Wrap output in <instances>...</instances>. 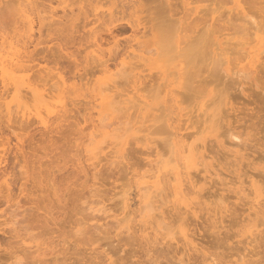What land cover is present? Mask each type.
Returning <instances> with one entry per match:
<instances>
[{
	"label": "rangeland",
	"instance_id": "obj_1",
	"mask_svg": "<svg viewBox=\"0 0 264 264\" xmlns=\"http://www.w3.org/2000/svg\"><path fill=\"white\" fill-rule=\"evenodd\" d=\"M16 1L17 0H15V1L14 0H12V1L11 0H0V54H1L0 55L1 56L0 66H2L1 64H3V66H5V65H7V63H9V65H10L12 63V60L14 61L13 64L16 63L17 62L16 56H19L18 62L20 64L22 63V65L23 64L25 65V66L21 65V67H20L19 63H18L19 64L18 66L15 64L16 66L15 65L14 66L16 68H14V70L12 68H7V67H13L11 65L10 66L8 65L7 67L5 66L4 73H5V75H9V77L5 76L6 79H4V80L5 81L8 80L9 82L6 81L7 82L6 85H8V87H6V85H4L5 86L4 90L6 91L9 88V86L12 85V86H10L13 89L12 91L5 92L2 89L3 85H2L1 80H3V79L0 77L1 78V80H0V106H1L0 107V109H1L0 110L1 111L0 112V140H1L0 141V156H1V158H0L1 159L0 160V173H2L1 172L2 170L3 171L5 170L4 172L8 173L6 178L11 179L10 181H12V179H13V181L12 182L9 181V183H12L11 184V188H12L11 193L14 194V195H12V197H17V200L18 199L20 200V202H19L20 208H18V210L22 211L23 207L31 208V206H32V209H29V211H30L31 215L32 216L34 215L35 217L34 216L33 217L32 216L27 217L29 212H28V214L24 213L25 214V216H24L23 213H20L17 210V208H16L17 212H15L16 210L14 211L12 209V207H11V209L8 208L9 211L6 213L4 210L7 211V209L6 208L4 209V207H5V205L7 207V204H5V203L3 204L2 202H0L3 204V205L1 204L2 206L0 207V209H1L0 210V221L1 222L5 221L6 227H8V226L10 227V226H13L11 221H13L15 218H16V220H18L22 217V219H24V221H22L24 224L26 222H28L29 220L32 221V220L36 219L37 220L36 222L38 224L37 223H35V224L31 223V225L33 224L36 227L41 226L40 228L35 227L36 229H34V226H33V228L31 229L32 226H29L30 225L29 224L28 225L29 227L26 229L25 228L26 226L22 227V225H23V223H22V225L19 226L20 227L19 235H21V236L23 235L22 236L23 238L19 237L18 241H19V239L22 238L24 240L23 241L24 244L26 242V246H30V244H31L30 247L32 248V245H33L34 248H32V249L30 248V250H29V251L32 250L31 252H33V250L35 249V245H36V243L39 242V240L41 242H43L44 245H42L40 247L41 250H43L45 247L47 249L45 248L46 255L44 257L42 256L45 260L43 258H41L45 261V262L42 261V264H52V258L51 257L53 255H56L59 253H60V255H58V258H59L58 260L61 261V259L64 257L63 254L65 253L66 254V255L64 254L65 256L70 257V259L68 257H66L68 259V260H66V262H68L69 264H71V263L72 264H149V263L154 264L155 261L156 262L159 261L158 262L159 264H171V263L172 264H179L178 263L179 261H177V260H180V259H182L181 261L183 263L185 262L186 264H188V263H190V264H192V263L193 264H198V263H201V264H214V263H216V264H221V263L222 264H236L237 261L239 263V260H240V263L243 264V260L246 259L247 257H248L247 261L250 260L249 258L252 257L250 261L253 264L254 262L258 261V258H260L261 254H262V256L259 259V262H257V263L258 264H260V263L264 264V257H263L264 256V253H263L264 252V221H263L264 220L263 219L264 213H262V211L264 212V208H263L264 205H262V204H264V202H263V200H264V194L263 193L264 192L261 191V190H264V182H263L264 180H261L264 178H262V176L259 177V175H258L261 172L264 173V170H262L264 167V157H262V155L264 156V153L260 154L259 157H256V156H258V153H257L258 150H256L257 149L256 147H258V149H260L262 147L259 144L263 145V147H262L263 149H260L261 150L260 152L262 153L264 151V143H263L264 142V140H263L264 139L263 138V136H264V129H263V127H264V87H263V89L261 87V86H264V83H263L264 82V80H263L264 79V73H259L260 69H261L260 64L262 66L264 65L263 64L264 59H263V61L260 60V58H264L263 57L264 55H262V57L259 56V55H261L259 50H261V49L264 50V43H260V42H264L263 41L264 40V37H263L264 32H260L262 35L260 33L258 34L259 40H254V39H253L254 41L250 40V42H249L250 44L249 43H248V45L245 44L243 48L240 46H237L240 48L236 47L234 49V51H236V50L237 51H239V50L245 51L246 56L244 54H242L243 57L240 56L241 52L239 54H235V53H237V51L234 53L235 55L240 56L241 58L240 57L239 58L241 60H243L242 58H244V57H246V59H248V61L246 59L241 61L239 58H236L234 56L235 59H239V61H240L239 62L238 60H236L237 61L236 63L237 64L239 63L238 64L239 66L236 64L237 66H235L236 67L235 68V67H233L235 60L232 61L233 63L230 62L232 64L229 63V60H231V58L234 59L233 57H231L234 54H231V56L228 57V59L229 58L230 59L228 60V64H227L225 62V60L221 61L222 59H220L221 58L220 56H213L212 53H208V52H207V55L204 57V60H202L200 58H199L200 60L193 59L196 57L195 53H194L195 48L194 49L188 48V47L186 48V46H185V48L187 50H190V51L189 52L187 51V53H188L187 55L185 54L186 52L184 53V55L181 53L183 51V49H185V48H183L181 50H179V49L182 48L183 45L187 44L188 41L192 40L191 37L196 34V32H194V31H196V29H198L200 26L195 28L193 32H191V30L184 31L186 33V36L182 31V34H184L185 37L184 36L181 37L179 35L180 33H178V30H179V32H181V30H180L181 26L179 27V25L177 23L176 24L178 25L179 28H176L177 32L175 31L176 33L173 34L174 36L172 35V33L174 31L173 32L171 31L172 29H175L174 26H177V25H175V23H173L174 26L171 25L172 18H178V16L183 17V14H185L184 13L185 8L190 9V6L192 8L194 5H196L202 11H199V9H197V11L199 12V14H198L197 11L194 13L193 11L191 12V10L186 9L185 10L186 13H188L189 11L191 12V13L189 12L188 15L186 14L187 17L190 18V20L188 19L187 22L192 21L191 17H196V13L198 14L197 17L200 15H201L200 17H204L205 15H208L210 11L213 10V11H215L213 13L214 17H217L218 14H220V13L222 14V17H225L229 13L230 9L233 10V11L230 10V13L237 12L236 9L239 10L240 8L247 10L246 9V8H248L247 5H250L251 0H249V1L248 0L247 1L246 0H186L185 1L186 3L191 2V4L189 3L188 6L185 3L186 7L185 6L182 7L180 0H177V2H175V0H172L171 3L173 4V1H174V4L177 3L176 7L178 6L177 8L175 7L174 10H168V8L165 6L164 0H135L137 3V7L135 8L136 13L132 15L133 19L139 18L140 21L142 23H144V25L146 26L145 30L143 29L142 26H139L138 27L139 30L136 32V37L138 38V40L140 42L139 41L137 42V40H133L134 32H133L132 28L127 26V24L121 23V25H119V24L115 25V23H114L112 25L110 23V21L112 19H114L115 16L116 17L121 16L120 7H121L122 3L120 2V0H91V1L90 0H24V2L30 1V4H27L26 2L24 4V2L22 0H20L21 2L18 1L19 3H17ZM87 1H90V2H87ZM160 1L162 4L160 3ZM257 1H259V2L261 1L260 3L262 6V9H264V0H263V2H262V0H255V3H257V5H260V4H258ZM237 2H238V4L239 3L240 4L238 5ZM159 3L162 5V8H161V5ZM179 3H180V5H179ZM25 5H26V7H25ZM15 6H17L18 9L25 7V9L23 10L25 12V15L23 14L22 10H21L22 13L19 12L20 10H18L17 7L15 8ZM157 7H159V8L157 9ZM163 7H165L166 9ZM79 8H81V9H79ZM82 8H83V10H82ZM208 9L210 11H207ZM262 9H261V11H262ZM16 10H18L17 12L20 13V15L15 12ZM27 10L29 11V13L27 12ZM70 10L72 11V13ZM123 10H125L124 14L125 15L127 14V16H128L130 11L128 9H123ZM155 12H156V14H155ZM164 12H166V13H164ZM203 12L205 13L204 16H202ZM26 13H28V14H26ZM109 13L110 14L112 13L111 17L113 15L114 18L113 17L111 18L109 16L110 15ZM206 13H208V14H206ZM21 14H22V16H21ZM63 14L64 15L67 14L68 16L67 15L64 16ZM23 15L25 16V18H23V20H22V17H24ZM26 15H29V16L27 17ZM156 15H158V17ZM149 16H152L151 19L153 21L152 20L149 21V18H150ZM29 17H31V18H29ZM154 17L157 20H154ZM200 17H199V19H200ZM208 17H210V15H208ZM69 18H70V20H69ZM162 18H163V20L164 19L167 20V21L164 20L165 23L167 22L166 23L167 25L170 24L169 26H172L171 27L172 29H170V27H169L170 31L168 32V27L165 25L168 36H169V34H171V36H173V37H170V36L168 37L165 34L166 32H162L160 30V29L163 30L162 25L165 24V23L163 24V22L161 23V21H163ZM168 18H169V20H171V22L168 20ZM206 18H207V16H206ZM24 19H28L29 22H28V20H27V22L24 21ZM55 19H57V20H55ZM199 19H197L196 21H199ZM58 20L62 21L61 23L64 22V24L60 25L59 24L60 22ZM104 20L106 21V23ZM151 21L153 22V24H151L152 23ZM159 21L161 24L159 23ZM168 21L170 23H168ZM241 21L239 20V22H241ZM239 22H237V23H239ZM27 23H31V26L28 25ZM57 23L59 25H57ZM154 23L155 24L157 23V25H155ZM50 24H52V25H50ZM65 24H66V26H68V28L65 26ZM150 24L155 26L156 30H154L155 28H153ZM27 25L29 28L27 27ZM49 25H50V27H49ZM74 25H76V27ZM239 25H241V24L239 23ZM120 26L124 27L123 30L122 29L120 30ZM158 26L159 27L162 26V27L159 28ZM30 27H32V29ZM52 27H54V28H52ZM55 28L57 30H55ZM52 29H53V31H52ZM71 30H74V31H71ZM75 30H77V31H75ZM143 30H144V32H143ZM60 31H62V32H60ZM199 31H201V30H198V32ZM163 33L166 37H163L164 36ZM141 34H143L144 36H142ZM216 34L219 35L218 33H216ZM58 35L60 38L58 37ZM82 35H84V36H82ZM196 35H198V33ZM199 35H200V33H199ZM199 35L197 37H199ZM240 35H242V34H240ZM240 35H238V36H240ZM63 36L65 38H67V37L68 38L64 39ZM113 36H114V38H113ZM235 36H236V34H235ZM238 36H236V37H238ZM81 37H83L82 38L83 41L80 40ZM170 38H172V39H170ZM180 38L182 40H179ZM187 38H188V40H187ZM164 39H170V41H172V44L175 45L174 46L171 44L172 45L171 48L175 47L176 50L170 49V48L169 49L171 52L173 51V52L177 53V54L174 53L177 57L174 55H171L170 54L171 52H169V56H166L167 54H165V53H167V51L165 53L164 52L161 53V48L163 51H165L166 48L169 47L168 45H170V44H168L170 41L168 42L166 40V42L168 44L167 47L165 45L162 46L164 43H166L164 41ZM184 39H185V41H184ZM114 40L118 43V45H115L118 48L114 47V45H113ZM163 41H164V43H163ZM182 41H184V42H182ZM94 42L95 43L98 42V43L94 44ZM221 42L223 44L224 43L226 44V46H225V44L223 45V47H225L224 49L226 51L231 52L228 44L229 45L231 44L230 47L235 46L234 41H233L234 43H229L230 41L227 43L225 41V39H222ZM189 43H191V42H189ZM98 44L100 47L97 46ZM253 44L255 45V47ZM10 45H12L13 47H11ZM195 45H197V43L193 44V41H192V45L189 44V47H193ZM187 46H188V44H187ZM9 47H11V49L13 51ZM163 47H166V48H164L165 50L163 49ZM214 47H215V45L213 44V48ZM99 48L102 50V52L98 51ZM253 48H255V49H253ZM59 49H60V51H59ZM263 50H261V52ZM192 51L194 53L193 56H191V54H193ZM243 51H242V53H243ZM7 52H8V54H7ZM10 52H11V54H10ZM51 52H53V53H51ZM190 52H191V54H190ZM3 53H4V56H3ZM5 53L7 55V58L5 57L6 56ZM100 53H101V58H96L98 56L100 57ZM129 53H130V55H127ZM253 53H255V54H253ZM12 54H13L14 58H16V59L13 58ZM139 54H140V56H139ZM181 54L184 58L186 56L190 57V58L192 57L193 60H191L190 58L188 59L186 57V59H188V60L185 61L184 58H182V56L180 57ZM8 55L10 56L11 61H10ZM126 55L128 57H125ZM136 55H137V57H136ZM171 56H173V57H171ZM247 56H249V57L247 58ZM258 56L260 57L259 59H258ZM123 57L125 58V61H126L125 65L126 66H124L122 71L115 74L116 76H114V77L112 76L111 80H114V82H112L113 83L112 84L110 82L111 80L108 81V78H109L108 76H110V74L112 72L113 73H114V71L116 72V70L118 68L119 69L122 68L121 66H118L119 65L118 62L121 60L120 58H123ZM215 57H217V59L219 57V59L217 60ZM4 59L7 61H5ZM20 59H21V62H20ZM95 59H96V61H95ZM103 59L105 61H107L104 65H107V68L110 67L107 70V72L109 71L110 73L105 74L106 71L104 73V66H101L102 64H100L101 60H102V62H105V61H103ZM214 59L216 61H219L218 63H220L221 65L216 63V61ZM223 59H224V57H223ZM183 60L186 62V64H187L186 66H184L185 62ZM190 60L192 61V63ZM207 60H209V64H207L208 66L205 64L207 67V69L205 68L206 71H205V69L202 70V68H201V72H198V69L200 68L198 66H200V65L197 66V64H200V61L207 62ZM23 61H25V62H23ZM250 61H252L253 63ZM258 61H260V64ZM5 62H6V64H5ZM96 62H97V64H100V66L97 65ZM205 62H202V65ZM224 62H225V64H224ZM194 63L196 64L195 66H194ZM246 63H247V65H246ZM257 63L259 65L260 69H258V65H256ZM94 64H95V66H94ZM251 64H253V65H251ZM27 65L32 66V67H28ZM129 65H133V66H129ZM219 65L221 67L218 69L217 67H219ZM230 65H232V69L230 68L231 70H229ZM254 65H256V67ZM44 66L46 67V69L44 68ZM203 66H201V67H203ZM225 66H226V68H225ZM252 66H254V67L252 68ZM17 67L18 68L20 67V69L21 68L22 69L17 70ZM23 67L29 68L28 71L26 70L27 68L23 69ZM102 67H103V72L101 71ZM210 67H212V68H210ZM47 68H48V70H47ZM189 68H190V70H189ZM209 68L211 70H213V72L211 70L208 71ZM224 68L228 70L227 72L230 71L227 75H225V72H223V70H225ZM15 69H16V71H15ZM38 69L41 70L40 72H42L41 73L42 75L39 74L40 72H38ZM105 69H106V67H105ZM24 70H26V71H24ZM185 70H189L188 75L191 77H188V76L184 77V75L186 76L188 73L186 71L187 73L185 74L184 73ZM214 70H215V72H214ZM263 70H264V66H263L261 72ZM14 71H15V73H14ZM47 71H48V73H47ZM55 71H57V73H55ZM182 71H183V73H182ZM190 71H192V72H190ZM210 71L212 72V77L216 74L217 79L215 77H213V79H212V77L209 75V74H211ZM231 71H232V75H234V76L236 75L235 78H237V79L231 80L232 82L229 81L230 79L234 78V76L231 75ZM33 72H35V73H33ZM218 72H220V74H223L222 76H224V77L223 78L220 77L221 75H219ZM233 72H235L236 74H234ZM255 73H257V74H255ZM11 74H14V76L15 75L16 76L14 77ZM34 74L38 75V76H34ZM47 74H48V76H47ZM54 74L59 75V76L56 77ZM173 74H174V76H173ZM258 74L261 77L260 80H259L260 77L256 76ZM44 75H46V76H44ZM207 75H209V76H207ZM39 76H40V78H42V77L45 78V81L40 82V80H42L43 78L39 79ZM82 76H83V78H82ZM244 76H245V78H244ZM253 76L257 77L258 79L257 78L256 79L259 81L263 80V82L257 81L255 79V77H253ZM36 77H38V79ZM183 77H184V79L187 78V81H189L188 80L189 78L191 79L193 77L192 78L193 82H192V80H190L191 86L194 85V83H195V85L201 89L195 91V87L192 86L191 89L194 88V91L193 90L191 91V89L189 88L191 86H189L187 84L190 82L186 83L185 80L183 81ZM24 78H26V79H24ZM58 78L59 79L62 78L60 80L61 81L60 83H62L63 92L60 89L61 84L60 85L58 83L56 84V82H59V81H57V80H59ZM220 78H222V79H220ZM227 78L228 79L230 78V79L227 80ZM240 78H241V80H240ZM27 79L29 81L35 79L34 80L35 82L31 81L33 83L32 85L34 87L31 86V82H29V83L27 82L28 81ZM199 79H202L203 81L199 80ZM206 79H207V82H206ZM235 80L237 82H233ZM242 80L245 81V83H242L243 82ZM24 81H25V83H24ZM62 81L65 83L63 84ZM101 81H103V82H101ZM214 81H216L217 82L216 84H218L219 86H217ZM10 82H11V84L9 85ZM109 82L113 86L115 85L114 86L115 89L113 88V91L116 92V93H114V95L117 94L116 95L117 99L115 97L114 99H116V100H114L113 102H116L118 100L117 101L118 103L117 102H116V104L113 103V105H111L112 103L111 104H105L106 101L104 99L102 100V98L104 97V95H102V94L105 93L104 88L107 85L112 86L111 84H109ZM163 82L166 84H164ZM184 82L189 86L188 87L189 92L186 93V91H185L183 94V91H181L183 88L181 86H182V83L184 84ZM228 82H229V84H228ZM12 83H14V84H12ZM210 83H213V84H210ZM226 83H227L228 87H226ZM232 83H234V84L232 85ZM246 83L247 84L250 83L251 85H247ZM259 83H261L263 85L260 84L261 85L260 86ZM38 84H39V86H38ZM186 84L183 85L184 89L187 87ZM20 85L22 88L18 87ZM246 86H247V88H249L251 86L250 87L251 89H247V88L245 89ZM31 87H32V89H31ZM216 87H218L219 89H222L224 93H222V92L220 93L218 91L219 89H217ZM27 88L29 91L26 90ZM48 88H49V90H48ZM243 88L245 89V91ZM59 89H60V92L62 93V95H61V93H58ZM196 89H198V88H196ZM1 90H3V91H1ZM9 90H11V88H9ZM20 90H21V93H19ZM22 90H23V92H22ZM38 90H39V93H38ZM171 90H173L174 92ZM186 90H187V88H186ZM214 90L216 91V93ZM222 90H220V91H222ZM226 90H229V92H227ZM13 91H14V93H13ZM197 91H199V93H196ZM258 91H260V92H258ZM11 92L13 95L11 94ZM28 92L31 95L33 93V96H32L33 98H34V96L42 98L43 96H41V95L43 93L46 94L45 97H47L48 99L54 95L53 97H56V99L54 101H52L53 98H50L51 102H53L54 105L52 103H51L52 105L50 104L51 106L48 105L50 103L49 102L50 99H49V101H47V108L45 105L46 103H43V101L40 102L39 100L37 101V99H36L37 97L34 98L36 101L32 100L31 99L32 97L29 98V100H28V97H30V94L28 95ZM193 92H195V93H193ZM217 92H219V93H217ZM255 92L257 93V95ZM18 93H19V95H21L23 93H27V94H23V95H25V96L27 95L28 97H25V99H22L21 97H23V96H21V97L19 96L20 97V99H19ZM189 93H191V94H189ZM100 94L102 95V97ZM214 94H216L215 97H218V96L219 97L215 99ZM220 94H221V96H220ZM253 94H255L256 96H259L261 94L260 96L262 98L259 96L260 98H258L259 99L258 100V99H256L257 97ZM49 95H51V96L48 97ZM118 95H119V97H118ZM58 97H62V98L57 99ZM41 98H40V100H42ZM210 98H212V99H210ZM45 99L46 98H44V100ZM254 99H255V101H254ZM46 100H45V102H46ZM209 100H212L213 102H217L218 105L220 104L218 108H220L221 112L220 111L217 112V109H218L217 105H215V103H213L211 101H210L211 102L210 103ZM58 102H61V105H59L60 103L58 104ZM123 102H125V103H123ZM93 104H95V105H93ZM99 104H101V106ZM158 105L160 107H158ZM162 105H163L164 110L161 109ZM207 105H209V106H207ZM205 106H206V108H205ZM51 107H53L54 109ZM213 107H214L215 111L212 109ZM49 108H51V109H49ZM47 109H49V110H47ZM209 109H212V110L209 111ZM13 111H16V112H13ZM99 111H101V112H99ZM223 111H224V113H222ZM4 112H6V114ZM12 112L14 113V115H12L13 114ZM214 112H217V114L218 115L220 114L221 116L223 114L222 117L218 116V121L216 123H214V121H213V119L216 117V115H215L216 113L214 114ZM37 113L39 115H41V117L44 118V120L47 119V120H45V124H41L39 122L38 117H37L38 116ZM209 114H211L210 115L211 117H209ZM244 114H246V115H244ZM249 115H251V116H249ZM248 116L250 117V119ZM207 117H209L208 118V119H210L209 121H208ZM239 117H240V119H239ZM10 119H11V121H10ZM205 119L207 122L205 121ZM12 120H13V122L17 120L20 124L17 121H16L17 123L15 122L16 124L11 123ZM31 120H32V122H31ZM161 120L164 121V123ZM214 120H217V119H214ZM219 121L222 122L225 129L226 128L230 129L232 126H233V128H234V126H237V130L240 129V133L238 132L239 135H241L242 131H243L242 133L244 135L242 134L240 136V140H236V139L234 140V138H232V137H230V138H232V139H230L229 136L227 135V132H223V133H226V134H223L225 136L221 135V132H222L221 130L224 127H222V124ZM29 122L31 124H29ZM240 123H242V124L240 125ZM162 124L166 125L167 128ZM261 124H262V126H261ZM26 125H31V126H26ZM94 125H95V127H94ZM185 127H186V129H185ZM219 127L221 128V130ZM233 128H231V129H233ZM244 128L246 131L242 130ZM21 129H23V130H21ZM93 129H95V130H93ZM173 129H174V132H173ZM225 129H223V131L227 130V129L226 130ZM234 129L232 131L234 132V135H235L236 134L235 131L237 132L236 127ZM250 129L254 130V131L253 130L250 131L251 133L254 132V134H255V132H256L258 135H260L259 139L260 138L261 139H260V143L258 144L259 146L257 145L258 142L256 141V143H255V141H254V140H257L258 138L256 137V138H254V140L251 138L252 134L250 132H248ZM14 130H15V132H14ZM198 130L200 131V133H198L199 132ZM219 130H220V132H219ZM96 131H97V133H96ZM217 132L223 138H225L227 136L226 137L227 139L225 138L226 139L225 140L219 135H218L219 138H218V136L216 137ZM185 134H187V135H185ZM254 134L252 137L257 135V134H255V135ZM236 135H238V134H236ZM248 135L250 137H248ZM181 136H182V138L186 136L185 138H183L184 141H179L180 139H182ZM92 137H93V139H92ZM247 137H248V139L250 138L249 140L252 139L254 141V143L252 141L253 145L249 142L248 147L250 150L247 148V145H248ZM18 138L19 139L21 138L20 140H23V141H20V142H22L21 144L18 143L19 142V141H17ZM175 138L176 139L178 138L179 140L177 139L178 140L177 141V140H175ZM259 139H258V141H259ZM165 140L169 142L168 146H167V144H166L167 142ZM172 140L177 141L178 146L180 144V146L178 147L177 143H176V147H174L172 151H174L177 148H180L181 146H185V148H186L189 145L187 147L189 149V151H186V154L184 156L185 159L182 160L183 162L180 161V164L182 165L181 169H183L182 171L187 173V174L185 173L187 175V177H185L184 176L185 174L182 173V178L183 177L185 179L187 178L186 180L184 178L181 180L180 176L178 175L179 173L181 174L182 171H179V170H181L180 166H179L180 164L178 165L179 160L178 161L175 160L178 156L175 157L176 156V154H175L174 155L175 158H174L173 154L175 152L171 153L172 151L170 152L171 149H169V147H170L169 144L171 143L170 141H172ZM223 140H224V142H222ZM243 140L245 142L246 141L247 142L244 143ZM163 141H165L166 143L165 142L163 143ZM232 141H234L236 144H233L234 142H232ZM221 142L223 143V147H222V145L220 146ZM227 142H228V144H227ZM241 142L244 143V145H243L244 147L246 144V147L245 148L243 147L242 150L240 149L242 151V153H240L241 151L237 153L236 152L237 148L239 150V147H238L239 145H237V144L238 143L242 144ZM16 143H18V146H19L18 149L21 150V148H22L23 151H19L16 148V146H14V145H16ZM211 143H213V144H211ZM224 143H225V145H224ZM164 144H165V146H164ZM204 144H206L207 147ZM254 144H256V147H254L255 146ZM21 145H22V147H21ZM196 146H197V148L194 149L193 147H196ZM224 146H226V147L224 148ZM230 146H232V147H230ZM250 146H253L254 148H256L255 149L256 153L250 152L251 154L248 153L250 155L245 154V153L251 151ZM221 147L224 150H222ZM212 148H214V149H212ZM197 149L201 152L199 153L197 151ZM216 149L218 152H215ZM228 149H229V151H228ZM247 149L249 151H245ZM1 150H3V151H1ZM195 150H196L197 154H196V152L193 153V151H195ZM253 150L254 149L252 148V151ZM232 151H234L233 152L234 154L232 153ZM198 153H199V156L197 159ZM194 154H196V155L194 156ZM202 154L204 156H207L208 158L207 157L204 158ZM215 154L217 157L215 156ZM238 154H243V155L240 156ZM228 155H230V156H228ZM247 155L251 156V157L247 158ZM157 156H158V158L160 156L161 159L159 161H162L164 163L163 164V163L159 162L158 165H160V167H164L166 165V168L163 169V171H161V172H164L165 170L169 172V170H172V171H170L171 174L173 176H176V177H173L170 174L173 177V179H172V177L170 175L169 176L167 175L168 172L161 173V174L167 175V178L171 177L169 179H172V181L170 180V182H169V179H168V182L170 183L169 185L167 183L166 177H165L166 178L165 179L164 177H162V175L160 173H159L161 175L160 178H159V176H160L159 174L157 176L153 174L154 176H156V177H154L153 175H150V173L153 170L148 171V169H150V167L153 165L152 163H154V159L155 160L158 159V158L156 159ZM202 157L204 159H202ZM255 157L257 158V160ZM245 158H247V159H245ZM252 158H255V159L253 160ZM165 159H167L168 162L171 159L172 163L170 162L171 164L170 163L166 164L167 161ZM179 159H181V157ZM182 159H183V157H182ZM196 159L199 162H200V160L202 161V162H200V163H202L201 164L202 166H199L200 164L193 163L194 161L196 162ZM258 159H261V160H258ZM149 160L151 162L153 161L152 163L150 162V164H152V165H149V163H148ZM174 160L176 161V162H174L176 164L173 163ZM252 160L256 161L257 163L259 162L260 165H258L257 163H254ZM191 161H192V163H190ZM210 162H211V164H210ZM182 163H185V165H183ZM249 163H250V165H249ZM171 165H172V167H171ZM174 165L176 166V168H173ZM234 166H235V168H234ZM248 166H250V167H248ZM168 167H171V168L168 169ZM177 167L179 169H177ZM198 167H199V169H197ZM227 167H228V169L229 168L230 169L228 170ZM251 167L256 172H253ZM232 168H234V169H232ZM173 169H175L176 171H174ZM245 169H248V170L246 171ZM56 170H58V171H56ZM227 170H228V172H227ZM219 171H221V172H219ZM245 171L248 175L250 172H252V174L250 173V176H253L254 178H256L255 180H256L258 185L254 184L255 180L252 179L253 177L250 178L248 175H245L246 174ZM22 172H23V174L24 173L25 174L23 175ZM254 173L255 174L257 173L256 177H255V175H253ZM263 173L260 175L264 176ZM141 174H145V175H143V177H141ZM148 174L151 177L152 176L153 177L152 178L148 177L149 176ZM220 174H221V176H220ZM26 175H27V177H26ZM135 175H137V176H135ZM189 175L194 176V178H196L197 181L194 179L195 185L192 183V180H191L193 177L191 178ZM139 177H141V178H139ZM213 177H214V180L212 181ZM33 179L36 180L37 182L34 181ZM135 179L138 181H136ZM133 180H135L137 183L134 182ZM163 180L164 181L166 180L165 184H167L168 186L164 185V184L163 185L166 186L167 188L169 187V189H170V191H169V189H167L166 191H169L171 193L173 192V194L170 193V195H172L170 197L169 193L167 192L168 197H170L168 199V201L170 200L168 203V201H165V198H164V197H166L165 195H167V194H166V192H163V191H165V190H163L161 197L164 198L163 201H165V202L162 201L163 203L161 204V207H160L159 204L157 205V201H160L162 199H160L161 198L160 197L159 198L160 200H157L159 196H157L156 194L160 195L161 192H159V189H162L161 186H162ZM252 180H254V181H252ZM257 180L258 181L261 180V181L258 182ZM178 181H179V184H178ZM182 181H184L187 184V186H185L184 182H183L184 186L181 185ZM134 183L137 184V186L134 185ZM140 183L142 184V186L144 184L146 185L147 183H148L147 186H149V184H150V186L152 185V187H150L149 191H148L147 186H145L147 188V191L144 189L145 187L144 188L142 187V189H144L145 194H146L145 197H144V195L142 196V194H141L142 200L140 199V195H139V191H138L139 190L138 186H141ZM24 184L26 185L25 188H27V189H25L24 186H20V185H24ZM188 184H190V185H188ZM240 184H242L241 185L242 188L239 187ZM252 185H254V186H252ZM3 186H2V189H3ZM164 186H162V187H164ZM188 186H190V187L194 186V187H192L193 189L189 187V190L192 189L191 192H189L190 193L189 197H187V194L189 191L188 189H186V190H188L187 193H183L184 191L181 192L182 190L185 189L183 187L188 188ZM217 186H219V187H217ZM20 187L25 189V191L22 194L20 193V196H18L19 195L18 189L20 190ZM166 187H164V188H166ZM221 187H222V189L227 188L226 191H225V189H223L224 191L219 189ZM215 188H216V190H215ZM238 188H239V190H238ZM171 189H173V191ZM241 189L244 190L243 194L236 192L237 190L240 191ZM245 189H246V191H245ZM249 190H251V191H249ZM3 191H4V189H3ZM140 191L143 192V190H141V188H140ZM151 191H153L152 192L153 194L151 193ZM193 191H194V193H192ZM216 191H217V193H216ZM25 192H27V193H25ZM57 192H58V194H57ZM142 192H140V193H142ZM195 192L196 193L198 192V194H200L199 196H198V194H196L197 198H200V196H201L205 199V201L208 200V202H210L208 204V202H205V201L203 202V200H204L203 198H200V200L198 199L199 200L198 205H200L203 202V204H201V205H203V207H205L206 203L208 204V205L206 204L207 206H209V207L211 206L210 207L211 209L208 207H207V209L205 208L206 210L204 212H203L204 209L202 207H200L202 210L199 207L195 208L196 210L197 209H199V211L201 210L200 212H202L203 214L198 213L197 212L198 210L196 211V210H194V207H192V206H197V203H196V205L194 204L195 203L194 201L197 202L196 198L193 201V198L196 197V195H193V194H195ZM126 193L128 194V197H127ZM149 193H151L150 195H156L157 198H156V196L155 197L154 196H148ZM154 193H156V194H154ZM163 193H165L164 197H163ZM238 193H239L240 197L242 194V197H244V199L247 200V201H245L246 202L245 204H243L244 200L243 201L240 200L242 202V206L244 205L243 207L245 210L240 205L241 202L239 203L240 197L238 196ZM244 193H245V195H244ZM246 193H247V196L249 193V197L251 199L253 198L252 201L254 202V206L256 205L255 207L253 206V203L250 205H247V203H249V201L251 199L248 197V199H250L248 201V199L246 197ZM32 194H34L35 197ZM53 194H54V196H53ZM124 194L126 196H124ZM229 194H231V195L229 196ZM218 195H220V196L218 197ZM224 195H226L225 198H222ZM72 196H74V198H72ZM123 196H124V198H123ZM236 196H238L239 198H237ZM31 197L34 199H32ZM148 197L150 199L152 197H154V198H152V200L153 199L157 200V201L154 200L155 202H153L152 200H150V201L153 202L154 207H155V205L159 206L157 208V209H159V210H157V212L159 214L156 212V210L153 209L154 207L152 208V210H149L148 208L147 209L142 208L144 203H145V205L152 207L151 204L149 205V203H148L149 201L147 202ZM226 197L227 198L229 197V199H227ZM143 198H145V199H143ZM189 199H191L194 203L189 201ZM240 199H242V198H240ZM260 199H263V200H260ZM126 200H127V203H126ZM145 200L148 204H146ZM252 201H250V203ZM258 201L261 202V204L260 203L255 204ZM32 202H33V204H30ZM35 202L37 203L38 208L40 206L41 207L43 206V210L40 209L41 208L40 207L39 208L40 210L38 212L34 211L35 206L33 207V205H36ZM175 202L181 203L183 205H180V204L178 205ZM199 202H201V203H199ZM228 202L235 206V207L232 206L233 208H235V210L232 208L233 209L232 212L234 215L229 212V210L231 211V208L229 209L227 207H224L225 205L226 206L230 205ZM140 203H142V205ZM227 203H228V205H227ZM238 203L240 206L238 205ZM125 204H127L129 206H127ZM171 204H173V206H170V207H174L173 209L169 208V205H171ZM175 204H176V206H180V207H177L178 208L177 209ZM191 204H193V205H191ZM103 205L106 207V209L108 208V210H106V211L104 210V212H103L102 208L105 209V207ZM251 205H252V207H250ZM258 205H259V208H261V206H262L261 211L258 208ZM21 206H23V207L21 208ZM101 206H103V207H101ZM124 206H126V207H124ZM166 206H167L168 210L170 209V211H168L165 208ZM182 206H184V207H182ZM219 206H222V209L223 208H226V209H224L222 211ZM236 206H237V208H236ZM88 207L89 208L91 207L92 209H89ZM127 207H130L131 209L129 210ZM181 207L184 209V211H186V213L180 210ZM229 207H231V205ZM241 207H242V209H241ZM96 208L97 209L101 208V210L98 209V211H94V210H96ZM126 209H128V210H126ZM162 209L164 211L166 209L167 210L166 213L171 214L170 218L175 216V221L172 219H168V217L165 216L167 214H165ZM176 209L178 211V215L177 214L175 215L174 213H172L174 211L176 212ZM187 209L190 212L189 214L187 213L188 212ZM212 209H214V210L212 211ZM10 210H13L15 213H18L17 214L18 217L16 214L14 215L13 211L10 212ZM99 210L101 212H99ZM209 210H211V212ZM237 210L241 214H239L238 216L236 215V218H235L236 221H235L234 217L230 218V217H232L230 214L235 216V213H237V212L234 213V211H237ZM241 210H242V212H241ZM1 211H2L3 215H1ZM48 211H49V213H48ZM257 211L260 213H258ZM4 212H5V214H4ZM162 212H163V214H162ZM180 212L181 213L183 212L182 216L179 215ZM205 212L206 213L210 212V215H208L209 213L206 214ZM217 212H218V215L216 214L217 215L216 216L215 213H217ZM223 212H225L226 214L227 213H230V214L225 215ZM251 212L252 213L254 212V213L252 214ZM10 213L13 215L14 218L12 217V215ZM38 213H40V214H38ZM248 213H251L252 214L251 216L254 215L253 217H255V218L254 219H253V217L248 218L250 216L243 217V216L248 215ZM48 214H50V215H48ZM160 214H161V217H160ZM198 214H200V215L197 216ZM261 214H263V215H261ZM122 215H124V218L125 217L126 218L123 219V217H121ZM202 215L204 218H205V215H206V217L210 216V218L209 217L207 218V219H209V222L206 218H205L206 219L205 220L203 217H201ZM222 215H224L225 217L223 216V218H221ZM258 215L260 217H262L259 219L260 222H258V218H259ZM46 216H47V218H46ZM82 216H83V219L80 218ZM176 216L180 217V218L177 217V219L179 218V220L177 222H176V220H177ZM26 217H27V219L29 218L28 221H27ZM38 217H39V219H38ZM199 217H201V218H199ZM227 217H228V219H226ZM237 217L240 218V220L242 219L241 221H244L243 219L248 218V220L245 219V221L248 223H245V221H244L243 223L239 224L238 223L239 219L237 220ZM78 218H80L83 221L85 220L86 223L84 222L85 224L84 223L79 224ZM186 218H187V220H186ZM75 219L78 220V223L76 222ZM231 219H233L232 221H235V222L238 221L237 223L239 224V226L238 225L236 226L235 224L233 225V227L235 226L234 227L235 229H233V227L230 226V224L233 223V222H230ZM228 220H230V221H228ZM249 220H250V222H249ZM261 220L263 221V224H261L262 223ZM8 221H10V222L8 223ZM34 221H32V222H34ZM71 221L72 222L75 221L74 223L79 224V226H77L75 224L76 229H77V227H78V229H80V227H83V229H85V231H83L82 228H81L82 231L78 230V232H81V233H78V235L81 234L80 237L78 236L79 239L82 238V239H80L81 243H80V240L77 238V236L73 232L74 231L73 228L75 226L73 225V228L71 227L73 224V223L71 224ZM201 221H203V222H201ZM222 221H224V222H222ZM40 222L41 223L43 222L44 224L42 225V224H40ZM166 222H168V224L170 222V224L164 225V224H167ZM28 223H26V224H28ZM204 223L208 224L207 227ZM209 223L211 225H213V227ZM212 223H214V224H212ZM215 223H216V225H215ZM244 223H245V226L244 225L242 226V224H244ZM259 223H260V225H259ZM18 225H19V223H18ZM92 225H95V226H92ZM209 226H211V227H209ZM229 226L231 228H229ZM21 227H22V229H21ZM69 227H71V229L73 231L70 232ZM187 227L190 230L186 229ZM194 227H196V229ZM43 228L46 230H44ZM64 229H65V231H64ZM131 229H133V230L131 231ZM191 229L194 233L193 235L191 234L192 233ZM193 229H195V231ZM26 230L29 232H27ZM32 230L35 233L41 232L43 234H41V235L39 234L40 236L39 235L37 236V235H35V233ZM218 230H220V231H218ZM225 230L226 231L229 230L230 233L228 231L226 232ZM233 230H234V232H233ZM259 230H261V231L259 232ZM133 231H134V235H130V234H133ZM186 231H187V233H186ZM62 232H64V234L66 236L68 235V237L70 239L66 236H62V235H64V234H62ZM173 232L176 233L175 236H174ZM203 232H204V234H203ZM213 232L214 233L216 232L215 234H217V232H219V233H221L222 236L217 235V236H219V237H217L214 235ZM75 233L77 234V231ZM210 233H213V234L211 235ZM250 233H251V235H250ZM252 233L256 234V235L259 234L263 238H261V237L259 238V235L254 236ZM26 234L27 235L30 234V236L27 237ZM59 234L62 236V237L60 236L61 238H59ZM187 234H188V237H187ZM231 234H232V236H231ZM5 235L9 236L7 234H1L0 239L4 240V238H5V240H6L7 237H4ZM33 235H35L37 238L36 237L33 238ZM45 235H46V237H45ZM55 235L58 238L55 237ZM82 235H83V237H82ZM207 235H210V236L207 237ZM1 236L3 239L1 238ZM49 236L54 237V239L50 238ZM220 236H221V238H220ZM30 237H32V238H30ZM63 237H64V239H66V241H64V239L61 240ZM133 237H137V239L135 238V240H134ZM215 237L217 239L225 241V242H223V246H221L220 249H219V247L217 248V246H215V244H214L215 239H216ZM42 238H44V241ZM256 238H258L259 240L263 239L262 241L260 240L261 244H260V242L254 241ZM51 239L53 241H58V242H56V245L54 248H52V247L54 246L55 243L52 242ZM250 239H254V240H250ZM73 240H75L74 241L75 245H73L74 249H73V246L71 245ZM83 240L87 241L85 245H84L85 241H83ZM82 241H83V243H82ZM126 241L128 242V244ZM170 241H172V242H170ZM183 241H184V243H183ZM185 241H187V243H185ZM59 242L62 243L63 245H64V242L65 243L67 242L68 244H65V246L69 247V250L68 249L65 250L66 248L65 249L63 248L65 246L62 245V247H61L60 246L61 244L58 245L57 243H59ZM130 242L133 244V246L129 245ZM167 242H169V243H167ZM175 242H177V243H175ZM241 242H244L245 245ZM247 242L250 245H248ZM51 243H53V244H51ZM76 243H78L79 245H76ZM147 243H150V244H147ZM155 243H156V245H155ZM171 243L172 244L174 243V244H173V246L170 245V248H169L170 251H169L168 247H166L168 249V251H166L167 249L165 248V246L169 245ZM46 244L48 245V247ZM50 244H51V247H50ZM162 244L165 246L163 247ZM251 244L254 245L255 247H256V244L259 245V246H257L259 248L256 249V251L260 250V252H259V254L261 253L260 256L258 254V251L255 252V250H252V248L255 249V247L254 246L252 247ZM183 245H185V247ZM209 245H210V247H209ZM156 246H157V248H156ZM159 246L161 248H159ZM193 246H195V248H197V249L193 248ZM224 246H229V247L231 246V248L230 249H229V247L225 248ZM234 246H237L238 249L239 248L240 249L236 250L234 248ZM241 246H243V247H241ZM188 247H190V249ZM153 248H154V250H153ZM221 248H225L227 251L229 250L230 253L229 252L226 253L224 251L225 249L222 251ZM242 248H244V249L246 248V250H244ZM232 249L233 250L235 249V252H237V253L231 252ZM45 250H43V251L45 252ZM55 250L57 251V253L54 254ZM160 250H162V252ZM194 250L195 251L197 250V252H195ZM247 250H249V251H247ZM214 251L217 253L215 254ZM246 251L249 253H247ZM250 251L251 252L254 251L257 256H254V252L251 254ZM210 252L212 255L213 254L214 255L211 256ZM239 252L242 253L244 256L242 254H240ZM245 252H246L247 256H245ZM146 253L148 256L146 255ZM225 253L227 256L224 255ZM17 254L20 255V253H17ZM30 254L33 255V253H30ZM217 254H219V255H217ZM237 254L240 255V257L237 256ZM28 255L21 253V256L23 257L22 258L20 256L21 259H23L21 261H24L22 263H24V264H36L34 261L39 259L38 256H36L37 258L35 259V258H32L33 256L31 258H29ZM35 255H37V254H34V257H35ZM195 255L199 256V257H197L195 259L194 258V257H196ZM204 255L209 256V257H207V260H206V256L204 258ZM216 255L219 256L218 257L219 259L216 258L217 257ZM221 255H223V256H221ZM157 256H159V258ZM214 256H216V257H214ZM154 257L157 258L158 260L157 259L154 260ZM192 257L194 258L193 259L194 261L192 260ZM213 257H214V260H213ZM66 258L64 257V259H66ZM238 258H240V259H238ZM151 259L154 262H152ZM190 259L192 260V263H191ZM203 259H204V261L206 260L205 263H204ZM215 259L219 260V262L215 261ZM221 259H222V261H221ZM252 259H257V260L254 261ZM13 261H14V258H7L6 257L4 264H8L10 262L12 264H14ZM250 261H248V262H250ZM233 262H235V263H233ZM251 262H250V264H251ZM244 264H248V263L246 262Z\"/></svg>",
	"mask_w": 264,
	"mask_h": 264
},
{
	"label": "bare ground",
	"instance_id": "obj_2",
	"mask_svg": "<svg viewBox=\"0 0 264 264\" xmlns=\"http://www.w3.org/2000/svg\"><path fill=\"white\" fill-rule=\"evenodd\" d=\"M11 1H12V0H11ZM14 1H15V0H14ZM18 1L21 2L20 0H17L16 2L19 3ZM22 1L24 2V0H22ZM90 1H91V0H90ZM90 1H87V2H90ZM164 1H165V6L168 8V10H174V9H175L177 3L174 4V1H173V4H172V3H171L172 0H164ZM185 1H186V0H180V2H181V4H182V7L185 6V3H186ZM246 1H247V0H246ZM248 1H249V0H248ZM25 2H26L27 4H30V1H25ZM25 2H24V4H25ZM28 2H29V3H28ZM120 2L122 3V4H121V7H120V9H121V16H119V17H116V16H115V18H114L113 15H112V17H113L114 19H112V20L110 19V20H111L110 23H111L112 25H113L114 23H115V25H118V24L121 25V23H122V24H123V23L127 24V26H129L130 28H132V30H133V32H134V34H133V37H134L133 40H137V42H138L139 40H138V38L136 37V32L139 30L138 27H139V26H142L143 29L145 30L146 26L144 25V23H142V22L140 21L139 18L133 19V16H132V15L136 13V9H135V8L137 7V3H136L135 0H120ZM175 2H177V0H175ZM257 2H258V4H260V5H257V3H255V0H254V1L251 0L250 5H247V6H248V8H246L247 10H244L243 8H240L239 10L236 9L237 12L230 13V10H232V9H230V10H229V13L227 12L228 14H227L225 17H222V14H221V13L218 14L217 17H214L213 13H214L215 11H213V10L210 11L209 9L207 10V11H210L209 14H208V13H206V14L210 15V17H208V15H205V16H204V14H205L204 12L202 13V14H203L202 16H204V17H200L201 15L197 17V15L199 14V12L197 11V9H199L198 6L194 5L192 8H191V6H190V9H189V8H185V7H186V6H185V7H184L185 10H186V9H187V10H191V12L193 11L194 13L197 11V13H198V14L196 13V17H197V18H196V17H191L192 21L187 22L188 19L190 20V18L187 17V15L189 14L190 11H189L188 13H186V11L184 10V13H185V14H183V17H184V16H185V17L183 18V17H181V16H180V17L178 16V18H172V23H171V25L174 26L173 23H175V25L178 24L179 27L181 26V28H180L181 32H179V30H178V33H180L179 35H180L181 37H183L184 34H185V36H186V33H185L184 31L191 30V32H193L195 28H197L198 26H200L198 29H196V31H194V32H196V34L198 33V35H199V33H200V35H199V37H197L198 35H196V34H195L196 36H195V35L192 36V37H191L192 40L188 41V43L186 42V43L188 44V46H187V44L184 43L185 45H183V47L180 48L179 50L185 48V46H186V48H187V47H188V48H193V49L195 48V49H194V53H195V56H196V57L193 58V59H198V60L202 59V60H204V57L207 55V52H208V53H212L213 56H220V57H221L220 59H222L221 61L225 60V62L228 64V60L230 59V58L228 59V57L231 56V54H234V53L237 51V50L234 51V49H235L237 46H240V47L243 48L245 44L248 45V43L250 42V40H252V41H254V40H259V38H258V34H259L260 32H264V11H263L264 9H262L261 3H260L261 1H260V2L257 1ZM262 2H263V0H262ZM7 3H8V2H7ZM11 3H12V2H11ZM14 3H15V2H14ZM160 3H161V1H160ZM160 3H159V4H160ZM189 3L191 4V2H189ZM189 3L187 2L186 5L188 6ZM192 3H193V2H192ZM247 3H248V2H247ZM27 4H26V5H27ZM88 4H89V3H88ZM161 4H162V3H161ZM161 4H160V5H161ZM237 4H238V2H237ZM239 4H240V3H239ZM239 4H238V5H239ZM244 4H245V3H244ZM14 5H15V4H14ZM17 5H18V4H17ZM20 5H21V4H20ZM22 5H23V4H22ZM26 5H25V7H26ZM179 5H180V3H179ZM262 5H263V4H262ZM90 6H91V5H90ZM138 6H139V5H138ZM247 6H246V7H247ZM16 7H17V6H15V8H16ZM21 7H22V6H21ZM25 7H24V8L22 7L21 9H18V7H17V9L20 10L19 12L22 13V11L25 9ZM177 7H178V6H177ZM177 7H176V8H177ZM237 7H238V6H237ZM242 7H243V6H242ZM19 8H20V7H19ZM83 8H84V7H83ZM83 8H82V10H83ZM92 8H93V7H92ZM158 8H159V7H157V9H158ZM161 8H162V5H161ZM163 8H165V7H163ZM79 9H81V8H79ZM123 9H128V10L130 11L129 14H128V16H127V14H126V15L124 14V11H125V10H123ZM157 9H156V10H157ZM165 9H166V8H165ZM179 9H180V8H179ZM261 9H262L263 12L261 11ZM18 10H16L15 12L18 13V12H17ZM21 10H22V11H21ZM71 10H72V9H71ZM71 10H70V11H71ZM163 10H164V9H163ZM176 10H177V9H176ZM203 10H204V9H203ZM205 10H206V9H205ZM140 11H141V10H140ZM159 11H160V10H159ZM161 11H162V10H161ZM166 11H167V10H166ZM199 11H202V10L199 9ZM232 11H233V10H232ZM234 11H235V10H234ZM27 12L29 13L28 10H27ZM78 12H79V11H78ZM80 12H81V11H80ZM109 12H110V11H109ZM111 12H112V11H111ZM157 12H158V11H157ZM175 12H176V11H175ZM179 12H180V11H179ZM191 12H190V13H191ZM28 13H26V14H28ZM71 13H72V11H71ZM159 13H160V12H159ZM164 13H166V12H164ZM170 13H171V12H170ZM18 14L20 15V13H18ZM23 14L25 15V12H24V11H23ZM109 14H110V13H109ZM111 14H112V13H111ZM111 14L109 15L110 17H111ZM155 14H156V12H155ZM174 14H175V13H174ZM177 14H178V13H177ZM186 14H187V15H186ZM24 15H23V16H24ZM63 15H64V14H63ZM66 15H67V14H66ZM66 15H64V16H66ZM193 15H194V14H193ZM21 16H22V14H21ZM26 16L28 17L29 15H26ZM67 16H68V15H67ZM156 16L158 17V15H156ZM162 16H163V15H162ZM190 16H191V15H190ZM206 16H207V18H206ZM110 17H109V18H110ZM112 17H111V18H112ZM149 17H150V18H149V21L152 20V19H151L152 16H149ZM186 17H187V18H186ZM199 17H200V19H199ZM23 18H25V16L22 17V20H23ZM29 18H31V17H29ZM29 18H28V19H29ZM59 18H60V17H59ZM71 18H72V17H71ZM195 18H196V19H195ZM202 18H203V19H202ZM28 19H24V21L27 22ZM72 19H73V18H72ZM158 19H159V18H158ZM170 19H171V18H170ZM193 19H194V20H193ZM197 19H199V21H196ZM52 20H53V19H52ZM55 20H57V19H55ZM69 20H70V18H69ZM154 20H157V19H155V17H154ZM159 20H160V19H159ZM162 20H163V18H162ZM164 20H165V19H164ZM164 20L161 21V23L163 22V24H164L165 21H167V20H165V21H164ZM168 20H169V18H168ZM200 20H201V21H200ZM239 20H240V21L242 20V21H241L242 23L239 22ZM58 21H59V20H58ZM58 21H57V22H58ZM104 21H105V20H104ZM152 21H153V20H152ZM152 21H151V22H152ZM169 21L171 22V20H169ZM169 21H168V23H170ZM17 22H18V21H17ZM28 22H29V20H28ZM59 22H60V23H59ZM59 22H58V23H59L60 25H61V24H64V22L61 23L62 21H59ZM67 22H68V21H67ZM85 22H86V21H85ZM151 22H150V23H151ZM156 22H157V21H156ZM215 22H216V23H215ZM237 22H239L241 25H239V23H237ZM23 23H24V22H23ZM31 23H32V22H31ZM31 23H27V24L31 26ZM51 23H52V22H51ZM53 23H54V22H53ZM58 23H57V25H59ZM105 23H106V21H105ZM107 23H108V22H107ZM157 23H158V22H157ZM157 23H156V24L154 23V24L157 25ZM159 23H160V21H159ZM161 23H160V24H161ZM166 23H167V22H166ZM166 23H165L164 25H162V26H163V30H162V29H160V30H161L162 32H166L165 34L168 36L167 31H166V26L168 27V32L170 31V29H172V28H171L172 26H169L170 24L167 25ZM176 23H177V24H176ZM25 24H26V23H25ZM54 24H55V23H54ZM73 24H74V23H73ZM73 24H72V25H73ZM151 24H153V22H152ZM151 24H150V25H151ZM28 25H27V27H28ZM50 25H52V24H50ZM50 25H49V27H50ZM86 25H87V24H86ZM165 25H166V26H165ZM178 25H177V26H174L175 29H172V30H171L172 32L174 31V32L172 33V35H173L174 33L177 32V31H176V28H179ZM54 26H55V25H54ZM63 26H64V25H63ZM65 26H66V24H65ZM74 26L76 27V25H74ZM151 26H152L153 28H155V26H153V25H151ZM159 26H160V25H159ZM159 26H158V27H159ZM162 26H161V27H162ZM164 26H165V27H164ZM58 27H59V26H58ZM66 27L68 28V26H66ZM66 27H65V28H66ZM75 27H74V28H75ZM156 27H157V26H156ZM161 27H159V28H161ZM169 27H170V29H169ZM28 28H29V27H28ZM30 28L32 29V27H30ZM52 28H54V27H52ZM62 28H63V27H62ZM67 28H66V29H67ZM72 28H73V27H72ZM123 28H124L123 26H120V30H121V29L123 30ZM159 28H158V29H159ZM182 28H183V29H182ZM108 29H109V28H108ZM164 29H165V30H164ZM55 30H57V29L55 28ZM120 30H119V31H120ZM144 30H143V32H144ZM147 30H148V29H147ZM154 30H156V28H155ZM198 30H201V31L198 32ZM48 31H49V30H48ZM52 31H53V29H52ZM66 31H67V30H66ZM71 31H74V30H71ZM71 31H70V32H71ZM75 31H77V30H75ZM175 31H176V32H175ZM182 31H183L184 34H182ZM60 32H62V31H60ZM95 32H96V31H95ZM141 32H142V31H141ZM143 32H142V33H143ZM188 32H189V31H188ZM191 32H190V33H191ZM240 32H241V33H240ZM58 33H59V32H58ZM64 33H65V32H64ZM216 33H218L219 35H217ZM239 33L242 34V35H240ZM91 34H92V33H91ZM94 34H95V33H94ZM235 34H236V36H238V35H240V36L236 37ZM260 34H261V33H260ZM59 35H60V34H59ZM59 35H58V37H59ZM62 35H63V34H62ZM141 35L144 36L143 34H141ZM163 35H164V33H163ZM176 35H177V34H176ZM261 35H262V34H261ZM60 36H61V35H60ZM64 36H65V35H64ZM64 36H63V37H64ZM82 36H84V35H82ZM169 36H170V37H173L174 35L171 36V34H169ZM169 36H168V37H169ZM185 36H184V37H185ZM55 37H56V36H55ZM163 37H166V36L164 35ZM263 37H264V36H263ZM263 37H262V38H263ZM53 38H54V37H53ZM59 38H60V37H59ZM67 38H68V37H67ZM67 38L64 37V39H67ZM82 38H83V37H81L80 40H82ZM84 38H85V37H84ZM113 38H114V36H113ZM191 38H190V39H191ZM260 38H261V37H260ZM57 39H58V38H57ZM70 39H71V38H70ZM85 39H86V38H85ZM170 39H172V38H170ZM170 39H164V41L166 42V40H167V41L169 42ZM185 39H186V38H185ZM185 39H184V41H185ZM222 39H225V41H226L227 43H228L229 41H230L229 43H234V42H235V43H234V45H235L234 47H233V46L230 47L231 44H230V45L228 44L229 49L231 50V52H230V51H226V50L224 49L225 47H223V45H224L225 43L223 44V43L221 42ZM253 39H254V40H253ZM60 40H61V39H60ZM179 40H182V39L180 38ZM187 40H188V38H187ZM63 41H64V40H63ZM66 41H67V40H66ZM69 41H70V40H69ZM69 41H68V42H69ZM82 41H83V40H82ZM164 41H163V43H164ZM184 41H182V42H184ZM192 41H193V44H194V43H197V45H195V46H193V47H189V44L192 45ZM233 41H234V42H233ZM252 41H251V42H252ZM263 41H264V40H263ZM60 42H61V41H60ZM70 42H71V41H70ZM91 42H92V41H91ZM139 42H140V41H139ZM170 42H171V43H170ZM170 42L168 43V44H170V45H168L167 42L164 43V44L162 45V46L165 45L166 47H167V45L169 46V47H167V48H166V47H163V49L166 48V50L164 49L165 51H163L162 48H161V53H162V52L165 53V52L167 51V53H165V54H167L166 56H169V52H171L170 49H175V47H172V48H171V46L174 45V44H172V41H170ZM189 42H191V43H189ZM97 43H98V42H96V43L94 42V44H97ZM113 43H114V44H113L114 47H117V46H115V45H118V43H117L115 40L113 41ZM260 43H264V42H260ZM65 44H66V43H65ZM135 44H136V43H135ZM171 44H172V45H171ZM179 44H180V43H179ZM213 44L215 45L214 48H213ZM249 44H250V43H249ZM67 45H68V44H67ZM253 45H254V44H253ZM253 45H252V46H253ZM10 46L13 47L12 45H10ZM97 46L100 47L99 44H98ZM174 46H175V45H174ZM225 46H226V44H225ZM228 46H227V47H228ZM11 47H9V48L11 49ZM85 47H86V46H85ZM178 47H179V46H178ZM240 47H237V48H240ZM254 47H255V45H254ZM56 48H57V47H56ZM112 48H113V47H112ZM117 48H118V47H117ZM169 48H170V49H169ZM186 48H185V49H186ZM251 48H252V47H251ZM257 48H258V47H257ZM99 49H100V48H99ZM99 49H98V51L102 52V50H101V49L99 50ZM168 49H169V50H168ZM185 49H183V51L181 52L183 55H184L185 52H186L185 54L187 55V54H188L187 51H188V52L190 51V50H187V49L185 50ZM253 49H255V48H253ZM11 50H12V49H11ZM96 50H97V49H96ZM110 50H111V49H110ZM148 50H149V49H148ZM175 50H176V49H175ZM238 50H239V49H238ZM248 50H249V49H248ZM261 50H263V49H261ZM261 50H259L260 53H261V55L258 54L260 57H262V55H264V54H263V53H264V52H263L264 50L262 51L263 53L261 52ZM12 51H13V50H12ZM49 51H50V50H49ZM59 51H60V49H59ZM143 51H144V50H143ZM216 51H217V52H216ZM242 51H243V50H239V51H237V53H235V54H239V53L241 52V53H240V54H241L240 56L243 57L242 54L245 55V51H243V53H242ZM250 51H251V50H250ZM253 51H254V50H253ZM8 52H9V51H8ZM8 52H7V54H8ZM90 52H91V51H90ZM109 52H110V51H109ZM147 52H148V51H147ZM12 53H13V52H12ZM51 53H53V52H51ZM54 53H55V52H54ZM94 53H95V52H94ZM164 53H163V54H164ZM172 53H173V54H172ZM174 53H175V52L172 51L170 54L176 56L175 54H177V53H175V54H174ZM192 53H193V51H192ZM194 53L191 54V52H190L191 56H193ZM247 53H248V52H247ZM10 54H11V52H10ZM10 54H9V55H10ZM24 54H25V53H24ZM74 54H75V53H74ZM97 54H98V53H97ZM178 54H179V53H178ZM182 54L180 55V57L182 56ZM235 54H234L233 56H231V57H233L234 59L231 58V60H229V63L232 62L233 60H235V63H234V65H233V67H235V66H237V65L239 64V63H238V64L236 63V62H237L236 60L239 61V59L241 58L240 56H237V55H235ZM253 54H255V53H253ZM253 54H252V55H253ZM0 55H1V54H0ZM5 55H6V53H5ZM9 55H8V56H9ZM16 55H17V54H16ZM16 55H15V56H16ZM91 55H92V54H91ZM98 55H99V54H98ZM127 55H130V53L127 54ZM127 55H126L125 57H128ZM134 55H135V54H134ZM186 55H185V56H186ZM247 55H248V54H247ZM249 55H250V54H249ZM3 56H4V53H3ZM10 56H11V55H10ZM10 56H9V59H10V61H11ZM12 56H13V54H12ZM139 56H140V54H139ZM189 56H190V55H189ZM234 56H235L236 58H239V57H240V58H239V59H235ZM245 56H246V55H245ZM259 56H258V59L260 58ZM5 57L7 58V55H6ZM5 57H4V58H5ZM129 57H130V56H129ZM136 57H137V55H136ZM171 57H173V56H171ZM176 57H177V56H176ZM186 57H187V56H186ZM186 57L184 58V57L182 56V58H184L185 61H187V60L190 58V57H187L188 59H186ZM210 57H211V56H210ZM223 57H224V59H223ZM248 57H249V56H247V58H248ZM263 57H264V56H263ZM6 58H5V59H6ZM13 58H14V56H13ZM13 58H12V59H13ZM16 58H17V62L13 64L14 61L12 60V63L10 64V65L13 66V67H7V66L9 65V63H7V65H5V66H6L7 68H12V69L14 70V68H16L15 66H16V65L18 66V65L20 64V63L18 62V61H19V60H18L19 56H16ZM16 58H14V59H16ZM20 58H21V57H20ZM88 58H89V57H88ZM96 58H101V53H100V57L98 56V57H96ZM106 58H107V57H106ZM130 58H131V57H130ZM142 58H143V57H142ZM199 58H200V59H199ZM213 58H214V57H213ZM215 58L217 59V57H215ZM5 59H4V60H5ZM9 59H8V60H9ZM21 59H22V58H21ZM21 59H20V62H21ZM43 59H44V58H43ZM45 59H46V58H45ZM53 59H54V58H53ZM89 59H90V58H89ZM89 59H88V60H89ZM107 59H108V58H107ZM120 59H121V60L118 62V63H119L118 66H121L122 68H120V69L118 68V69L116 70V72L114 71V73L110 70L112 73L110 74V76H108V77H109V78H108V81H110L111 78H112V76H113V77L116 76L115 74H117L118 72L122 71V69L124 68V66H126V65H125V62H126V61H125V58L123 57V58H120ZM190 59L193 60L192 57H191ZM218 59H219V57H218ZM218 59H217V60H218ZM242 59L244 60V59H246V57H244V58H242ZM263 59H264V58H260V60H262V61H263ZM0 60H1V56H0ZM22 60H23V59H22ZM108 60H109V59H108ZM184 60H183V61H184ZM191 60H190V61H191ZM214 60H215V59H214ZM240 60H241V59H240ZM243 60H241V61H243ZM246 60L248 61V59H246ZM5 61H7V60H5ZM95 61H96V59H95ZM98 61H99V60H98ZM103 61H105V60L103 59ZM131 61H132V60H131ZM185 61H184V62H185ZM196 61H197V60H196ZM205 61H206V60H205ZM205 61H200V64H197V66L200 65V66H198V67H200V68H199L200 70L198 69V72H201V68H202V70H204L205 68L207 69L206 65L209 64V60H207V62H205ZM215 61H216V60H215ZM221 61H220V62H221ZM262 61H261V62H262ZM8 62H9V61H8ZM23 62H25V61H23ZM50 62H51V61H50ZM53 62H54V61H53ZM53 62H52V63H53ZM91 62H92V61H91ZM106 62H107V61L102 62V60H101V63H100V64H102L101 66H104V73H105V71H106L105 74L110 73L109 71L107 72L108 68H110V67L107 68V65H104ZM127 62H128V61H127ZM198 62H199V61H198ZM198 62H197V63H198ZM202 62H205V63H203V65H204L205 67L202 65ZM218 62H219V61H216V63H218ZM225 62H224V64H225ZM239 62H240V61H239ZM250 62H252V61H250ZM258 62H259V64H260V61H258ZM3 63H4V62H3ZM18 63H19V64H18ZM87 63H88V62H87ZM89 63H90V62H89ZM130 63H131V62H130ZM130 63H129V64H130ZM187 63H188V62H187ZM191 63H192V61H191ZM232 63H233V62H232ZM232 63H230V64H232ZM252 63H253V62H252ZM5 64H6V62H5ZM15 64H16V65H15ZM35 64H36V63H35ZM79 64H80V63H79ZM96 64H97V62H96ZM100 64H97V65L100 66ZM126 64H127V63H126ZM184 64H185V65H184ZM184 64H183L184 66L187 65L186 62H185ZM205 64H206V65H205ZM218 64H220V63H218ZM222 64H223V63H222ZM236 64H237V65H236ZM254 64H255V63H254ZM263 64H264V62H263ZM1 65H2V66H0V77H1L3 80H1V78H0V80H1L2 85H3V86H2V87H3L2 89L4 90V87H5L4 85H6V83H7L6 81H8V80L5 81L4 79H6L5 76H8V77H9V75H5V73H4V68H5V66H3V64H1ZM10 65H9V66H10ZM14 65H15V66H14ZM21 65H22V63H21L19 66L21 67ZM23 65H24V64H23ZM23 65H22V66H23ZM89 65H90V64H89ZM133 65H134V64H133ZM133 65H129V66H133ZM191 65H192V64H191ZM195 65H196V64L194 63V66H195ZM220 65H221V64H220ZM220 65H219V67H217L218 69L221 67ZM246 65H247V63H246ZM251 65H253V64H251ZM256 65H258V63H257ZM256 65H254V66L256 67ZM24 66H25V65H24ZM27 66H28V67H32V66H29V65H27ZM92 66H93V65H92ZM94 66H95V64H94ZM116 66H117V65H116ZM116 66H115V67H116ZM118 66H117V67H118ZM197 66H196V67H197ZM201 66H203V67H201ZM207 66H208V65H207ZM209 66H210V65H209ZM238 66H239V65H238ZM249 66H250V65H249ZM254 66H252V68H253ZM260 66H261V67H260L261 69L259 68V65H258V69H260V72H259V73H264V72H263L264 70L261 72V70H262V68H263L264 65L262 66V65L260 64ZM20 67H19V68L17 67V70H19ZM105 67H106V69H105ZM117 67H116V68H117ZM134 67H135V66H134ZM134 67H133V68H134ZM190 67H191V66H190ZM198 67H197V68H198ZM223 67H224V66H223ZM26 68H27V67H23V69H26ZM44 68L46 69L45 66H44ZM50 68H51V67H50ZM50 68H49V69H50ZM116 68H115V69H116ZM210 68H212V67H210ZM210 68L208 69V71L211 70ZM225 68H226V66H225ZM225 68H224V69H225ZM230 68L232 69V65H230L229 70H231ZM235 68H236V67H235ZM21 69H22V68H21ZM21 69H20V70H21ZM28 69H29V68H27L26 70L28 71ZM206 69H205V71H206ZM256 69H257V68H256ZM258 69H257V70H258ZM26 70H24V71H26ZM42 70H43V69H42ZM47 70H48V68H47ZM189 70H190V68H189ZM189 70H185L184 73L186 74ZM257 70H256V71H257ZM5 71H6V70H5ZM11 71H12V70H11ZM15 71H16V69H15ZM15 71H14V73H15ZM22 71H23V70H22ZM40 71H41V70L38 69V72H40ZM43 71H44V70H43ZM57 71H58V70H57ZM57 71H55V73H57ZM89 71H90V70H89ZM101 71L103 72V67H102ZM186 71H187V72H186ZM208 71H207V72H208ZM211 71L213 72V70H211ZM211 71H210V72H211ZM219 71H220V70H219ZM227 71H228L227 69L223 70V72H225V75H227V74L230 72V71H229V72H227ZM232 71H233V70H232ZM232 71H231V75H232ZM253 71H254V70H253ZM190 72H192V71H190ZM212 72H211V74H209L211 77H212ZM214 72H215V70H214ZM223 72H222V73H223ZM238 72H239V71H238ZM257 72H258V71H257ZM11 73H12V72H11ZM33 73H35V72H33ZM41 73H42V72H40L39 74H41ZM47 73H48V71H47ZM49 73H50V72H49ZM53 73H54V72H53ZM58 73H59V72H58ZM81 73H82V72H81ZM85 73H86V72H85ZM182 73H183V71H182ZM218 73H219V75H221L220 77H222V78L224 77V76H222L223 74H220V72H218ZM233 73L236 74L235 72H233ZM248 73H249V72H248ZM37 74H38V73H37ZM39 74H38V75H39ZM59 74H60V73H59ZM83 74H84V73H83ZM188 74H189V72L187 73L186 76L184 75V77H187V76H188V77H191V76H189ZM191 74H192V73H191ZM201 74H202V73H201ZM201 74H200V75H201ZM214 74H215V73H214ZM255 74H257V73H255ZM11 75L14 76V74H11ZM38 75H35V74H34V76H38ZM41 75H42V74H41ZM54 75H55L56 77L59 76V75H56V74H54ZM202 75H203V74H202ZM209 75H207V76H209ZM229 75H230V74H229ZM231 75H230V76H231ZM243 75H244V74H243ZM248 75H249V74H248ZM15 76H16V75H15ZM15 76H14V77H15ZM17 76H18V75H17ZM44 76H46V75H44ZM47 76H48V74H47ZM49 76H50V75H49ZM173 76H174V74H173ZM232 76H234V75H232ZM235 76H236V75H235ZM235 76H234V78L232 77L233 79H230V78H231V77H230V78H229L230 80H229L228 78H227V80L231 81V80L237 79V78H235ZM256 76H259V74L256 75ZM175 77H176V76H175ZM184 77H183V81L185 80L186 83H187V82H190V80H192V82H193V79H192L193 77H192L191 79L189 78V79H188L189 81H187V78L184 79ZM199 77H200V76H199ZM213 77H215V78L217 79L216 74H215ZM213 77H212V79H213ZM225 77H226V76H225ZM250 77H251V76H250ZM253 77H255V76H253ZM259 77H260V76H259ZM18 78H19V77H18ZM30 78H31V77H30ZM36 78L38 79V77H36ZM42 78H43V77H42ZM42 78H40V76H39V79H42ZM59 78H60V77H59ZM59 78H58V79H59ZM82 78H83V76H82ZM88 78H89V77H88ZM201 78H202V77H201ZM222 78H220V79H222ZM244 78H245V76H244ZM256 78H257V77H255V79H256ZM19 79H20V78H19ZM24 79H26V78H24ZM28 79H29V78H28ZM28 79H27V80H28ZM61 79H62V78H61ZM61 79L57 80V81H59V82H56V84H57V83H58L59 85L61 84V88H60V89L62 90V83H60V82H61V81H60ZM66 79H67V78H66ZM68 79H69V78H68ZM203 79H204V78H203ZM208 79H209V78H208ZM216 79H215V80H216ZM220 79H219V80H220ZM242 79H243V78H242ZM248 79H249V78H248ZM250 79H251V78H250ZM257 79H258V78H257ZM257 79H256V80H257ZM260 79H261V77L259 78V80H260ZM11 80H12V79H11ZM34 80H35V79H34ZM34 80H31V81H34ZM63 80H64V79H63ZM199 80H202V79H199ZM204 80H205V79H204ZM223 80H224V79H223ZM240 80H241V78H240ZM259 80H257V81H259ZM263 80H264V79H263ZM263 80H262V81H259V82H263ZM25 81H26V80H25ZM25 81H24V83H25ZM31 81L28 80L27 82L29 83V82H31ZM38 81H39V80H38ZM41 81H45V78H43L42 80H40V82H41ZM108 81H107V82H108ZM202 81H203V80H202ZM202 81H201V82H202ZM224 81H225V80H224ZM242 81H243V80H242ZM3 82H4V83H3ZM8 82H9V81H8ZM11 82H12V81H11ZM11 82L9 83V85L11 84ZM34 82H35V81H34ZM40 82H39V83H40ZM62 82H63V81H62ZM101 82H103V81H101ZM110 82L112 83V82H114V80H111ZM110 82H109V84H111ZM206 82H207V79H206ZM208 82H209V81H208ZM212 82H213V81H212ZM214 82H215V84L217 83L216 81H214ZM221 82H222V81H221ZM225 82H226V81H225ZM231 82H232V81H231ZM233 82H237V81L235 80V81H233ZM239 82H240V81H239ZM247 82H248V81H247ZM249 82H250V81H249ZM14 83H15V82H14ZM14 83H12V84H14ZM43 83H44V82H43ZM47 83H48V82H47ZM54 83H55V82H54ZM64 83H65V82H63V84H64ZM104 83H105V82H104ZM163 83H164V82H163ZM173 83H174V82H173ZM186 83L184 82V84H186ZM242 83H245V81H243ZM250 83H251V82H250ZM250 83H248V84L246 83V84H247V85H251ZM263 83H264V82H263ZM32 84H33V83L31 82V86H33ZM56 84H55V85H56ZM106 84H107V83H106ZM112 84H113V83H112ZM112 84H111V85H112ZM164 84H166V83H164ZM167 84H168V83H167ZM184 84L182 83V86H181V87L183 88V89L181 90V91H183V94H184L185 91H186V93L189 92L188 87L191 86V82H190V83H187L189 86L186 84V85H187L186 88H187L188 91L186 90V88L184 89V86H183ZM210 84H213V83H210ZM210 84H209V85H210ZM223 84H224V83H223ZM228 84H229V82H228ZM230 84H231V83H230ZM233 84H234V83H232V85H233ZM260 84H261V83H259V85H260ZM29 85H30V84H29ZM52 85H53V84H52ZM52 85H51V86H52ZM194 85H195V83H194ZM194 85H192V86L195 87V91L201 89V88L197 87L196 85H195V86H194ZM216 85L219 86L218 84H216ZM224 85H225V84H224ZM252 85H253V84H252ZM259 85H258V86H259ZM261 85H263V84H261ZM261 85H260V86H261ZM10 86H12V85H10ZM10 86H9V88H11V90H9V88H8V89L6 88L7 90H6V91L4 90V91H5V92L12 91L13 89H12V87H10ZM14 86H15V85H14ZM27 86H28V85H27ZM38 86H39V84H38ZM53 86H54V85H53ZM57 86H58V85H57ZM114 86H115V85H114ZM114 86H113V85H112V86L107 85V86L104 88V92H105V93L102 94V95H104V97L102 98V100L104 99V100L106 101L105 104H111V103H112L111 105H113V103L116 104V102L118 101V100H117L116 102H113L114 100L117 99V97H116L117 94L114 95V93H116V92L113 91ZM164 86H165V85H164ZM192 86L189 87V88L191 89ZM241 86H242V85H241ZM260 86H259V87H260ZM6 87H8V85H6ZM15 87H16V86H15ZM18 87L22 88L21 85L18 86ZM18 87H17V88H18ZM25 87H26V86H25ZM33 87H34V86H33ZM63 87H64V86H63ZM226 87H228V86H227V83H226ZM248 87H249V86H248ZM250 87H251V86H250ZM250 87L247 88V86H246L245 89H246V88H247V89H251ZM261 87H262V89H263L264 86H261ZM261 87H260V88H261ZM20 88H19V89H20ZM35 88H36V87H35ZM196 88H198V89H196ZM206 88H207V87H206ZM216 88L219 89L218 87H216ZM29 89H30V88H29ZM31 89H32V87H31ZM54 89H55V88H54ZM60 89L58 90V91H59L58 93H61V92H60ZM79 89H80V88H79ZM114 89H115V88H114ZM213 89H214V88H213ZM213 89H212V90H213ZM217 89H216V90H217ZM243 89H244V88H243ZM245 89H244V91H245ZM3 90H1V91H3ZM26 90H28V88H27ZM48 90H49V88H48ZM192 90L194 91V88L191 89V91H192ZM220 90H222V89H219V90H218L220 93H221V92L224 93L223 90H222V91H220ZM18 91H19V90H18ZM18 91H17V92H18ZM28 91H29V90H28ZM169 91H170V90H169ZM171 91H173V90H171ZM214 91H215V90H214ZM226 91L229 92V90H226ZM251 91H252V90H251ZM22 92H23V90H22ZM24 92H25V91H24ZM62 92H63V90H62ZM173 92H174V91H173ZM173 92H172V93H173ZM219 92H217V93H219ZM253 92H254V91H253ZM258 92H260V91H258ZM13 93H14V91H13ZM19 93H21V90H20ZM19 93H18V97H19V96H20V97L23 96V97H21L22 99H25V97H28L27 95H26V96L23 95V94H27V93H23V94H21V95H19ZM38 93H39V90H38ZM175 93H176V92H175ZM186 93H185V94H186ZM193 93H195V92H193ZM196 93H199V91H197ZM215 93H216V91H215ZM248 93H249V92H248ZM255 93H256V92H255ZM4 94H5V93H4ZM6 94H7V93H6ZM11 94H12V92H11ZM29 94H30V93L28 92V95H29ZM40 94H41V93H40ZM43 94H44V93H43ZM43 94H42L41 96H43L44 98L47 99V100L45 99L46 102H45V100H44L43 97H42V98L40 97L42 100H40V98L37 97V96H36L37 98H36L35 96H34V98H36L37 101L39 100L40 102L43 101V103H46L45 105H46V108H47V101H49L50 98H53L52 101H54V100L56 99V97H53L54 95H53L52 97H50L51 95H49L48 97H50V98L48 99L47 97H45L46 94H44V95H43ZM50 94H51V93H50ZM98 94H99V93H98ZM189 94H191V93H189ZM12 95H13V94H12ZM61 95H62V93H61ZM100 95H101V94H100ZM102 95H101V97H102ZM187 95H188V94H187ZM218 95H219V94H218ZM218 95H217V96H218ZM247 95H248V94H247ZM253 95H255V94H253ZM256 95H257V93H256ZM256 95H255V96H256ZM260 95H261V94H260ZM260 95H259V96H260ZM32 96H33V93H32V95L30 94V97H28V100H29V98H31ZM39 96H40V95H39ZM215 96H216V94H214V97H215ZM220 96H221V94H220ZM224 96H225V95H224ZM226 96H227V95H226ZM259 96H256V97H257L256 99H258V98L261 97V96H260V97H259ZM262 96H263V95H262ZM13 97H14V96H13ZM20 97H19V99H20ZM115 97H116V99H114ZM118 97H119V95H118ZM120 97H121V96H120ZM218 97H219V96H218ZM218 97H215V99L218 98ZM248 97H249V96H248ZM3 98H4V97H3ZM16 98H17V97H16ZM34 98L32 97L31 99H32V100H35ZM38 98H39V99H38ZM61 98H62V97H58L57 99H61ZM261 98H262V97H261ZM22 99H21V100H22ZM26 99H27V98H26ZM210 99H212V98H210ZM251 99H252V98H251ZM218 100H219V99H218ZM218 100H217V101H218ZM258 100H259V99H258ZM24 101H25V100H24ZM26 101H27V100H26ZM30 101H31V100H30ZM35 101H36V100H35ZM56 101H57V100H56ZM210 101L213 102L212 100H209V102H210ZM254 101H255V99H254ZM256 101H257V100H256ZM261 101H262V100H261ZM49 102H50V103H49L48 105H50L51 103L53 104V102H51V99H50ZM211 102H210V103H211ZM59 103H60V104H59ZM65 103H66V102H65ZM117 103H118V102H117ZM121 103H122V102H121ZM123 103H125V102H123ZM213 103H215V105H217V108H218L219 105H220V104L218 105L217 102H213ZM216 103H217V104H216ZM221 103H222V102H221ZM52 104H51V105H52ZM55 104H56V103H55ZM58 104L61 105V102H58ZM207 104H208V103H207ZM14 105H15V104H14ZM51 105H50V106H51ZM53 105H54V104H53ZM56 105H57V104H56ZM74 105H75V104H74ZM93 105H95V104H93ZM99 105L101 106V104H99ZM212 105H213V104H212ZM222 105H223V104H222ZM15 106H16V105H15ZM15 106H14V107H15ZM102 106H103V105H102ZM108 106H109V105H108ZM169 106H170V105H169ZM207 106H209V105H207ZM223 106H224V105H223ZM0 107H1V106H0ZM56 107H57V106H56ZM109 107H110V106H109ZM158 107H160V106L158 105ZM164 107H165V106H164ZM51 108H53V107H51ZM51 108H49V109H51ZM205 108H206V106H205ZM215 108H216V107H215ZM217 108H216V109H217ZM19 109H20V108H19ZM49 109H47V110H49ZM53 109H54V108H53ZM157 109H158V108H157ZM161 109H163V105H162ZM168 109H169V108H168ZM212 109L215 111L214 107H213ZM212 109H209V111H211ZM218 109H219V110H218ZM218 109H217V112H219V111L221 112L220 108H218ZM221 109H222V108H221ZM0 110H1V109H0ZM163 110H164V109H163ZM222 110H223V109H222ZM54 111H55V110H54ZM59 111H60V110H59ZM242 111H243V110H242ZM0 112H1V111H0ZM9 112H10V111H9ZM13 112H16V111H13ZM13 112H12V113H13ZM18 112H19V111H18ZM46 112H47V111H46ZM99 112H101V111H99ZM212 112H213V111H212ZM212 112H211V113H212ZM217 112H214V114L216 113V114H215L216 117H215L214 119H217V120H214V119H213L214 123H216V122L218 121V116H221L220 114L218 115ZM4 113L6 114V112H4ZM63 113H64V112H63ZM222 113H224V111H223ZM10 114H11V113H10ZM37 114H38V113H37ZM12 115H14V113H13ZM43 115H44V114H43ZM61 115H62V114H61ZM206 115H207V114H206ZM210 115H211V114H209V117H211ZM224 115H225V114H224ZM242 115H243V114H242ZM244 115H246V114H244ZM247 115H248V114H247ZM212 116H213V115H212ZM222 116H223V114H222ZM222 116H221V117H222ZM249 116H251V115H249ZM249 116H248V117H249ZM12 117H13V116H12ZM37 117H38V120H39V122H40L41 124H45V120H47V119L44 120V118H42L41 115H39V114H38ZM209 117H207V119H208ZM241 117H242V116H241ZM244 117H245V116H244ZM244 117H243V118H244ZM8 118H9V117H8ZM15 119H16V118H15ZM29 119H30V118H29ZM51 119H52V118H51ZM56 119H57V118H56ZM102 119H103V118H102ZM166 119H167V118H166ZM239 119H240V117H239ZM249 119H250V117H249ZM13 120H14V119H13ZM13 120H12L11 123L16 124V123L18 122L17 120H16L17 122H16V121L13 122ZM48 120H49V119H48ZM52 120H53V119H52ZM163 120H164V119H163ZM209 120H210V119H208V121H209ZM10 121H11V119H10ZM101 121H102V120H101ZM161 121H162V120H161ZM205 121H206V119H205ZM246 121H247V120H246ZM15 122H16V123H15ZM31 122H32V120H31ZM39 122H38V123H39ZM51 122H52V121H51ZM162 122L164 123V121H162ZM162 122H161V123H162ZM206 122H207V121H206ZM219 122L222 124L221 121H219ZM18 123H19V122H18ZM33 123H34V122H33ZM47 123H48V122H47ZM98 123H99V122H98ZM98 123H97V124H98ZM101 123H102V122H101ZM161 123H160V124H161ZM238 123H239V122H238ZM243 123H244V122H243ZM262 123H263V122H262ZM19 124H20V123H19ZM19 124H18V125H19ZM29 124H31V123L29 122ZM49 124H50V123H49ZM166 124H167V123H166ZM241 124H242V123H240V125H241ZM22 125H23V124H22ZM162 125H164V124H162ZM191 125H192V124H191ZM218 125H219V124H218ZM240 125H239V126H240ZM254 125H255V124H254ZM26 126H31V125H26ZM45 126H46V125H45ZM49 126H50V125H49ZM164 126L166 127V125H164ZM255 126H256V125H255ZM261 126H262V124H261ZM9 127H10V126H9ZM18 127H19V126H18ZM18 127H17V128H18ZM94 127H95V125H94ZM170 127H171V126H170ZM172 127H173V126H172ZM222 127H224L223 124H222ZM229 127H230V126H229ZM235 127H236V130H237V126H234V128H235ZM243 127H244V126H243ZM247 127H248V126H247ZM247 127H246V128H247ZM257 127H258V126H257ZM23 128H24V127H23ZM27 128H28V127H27ZM166 128H167V127H166ZM188 128H189V127H188ZM219 128H220V127H219ZM231 128H233V126H232ZM231 128H230V129H227V128H226V129H227V130H226L225 127H224L223 129H225L226 131H223V129L221 130V128H220V130L222 131V132H221V135L226 134V133H223V132H227V135L229 136V138L232 137V138H234V140H235V139H236V140H240V136L243 134V133H242L243 131L241 132V135H239V133H240V129H238L237 132L235 131V133L238 134V135H236V134L234 135V132L232 131L234 128H233V129H231ZM19 129H20V128H19ZM169 129H170V128H169ZM185 129H186V127H185ZM256 129H257V128H256ZM259 129H260V128H259ZM261 129H262V128H261ZM263 129H264V127H263ZM21 130H23V129H21ZM93 130H95V129H93ZM220 130H219V132H220ZM234 130H235V129H234ZM242 130H245V128L242 129ZM252 130H253V129H252ZM252 130L250 129L248 132H250V131H252ZM257 130H258V129H257ZM168 131H169V130H168ZM198 131H199V130H198ZM245 131H246V130H245ZM253 131H254V130H253ZM14 132H15V130H14ZM173 132H174V129H173ZM238 132H239V133H238ZM96 133H97V131H96ZM198 133H200V131H199ZM201 133H202V132H201ZM250 133H251V132H250ZM258 133H259V132H258ZM20 134H21V133H20ZM23 134H24V133H23ZM171 134H172V133H171ZM196 134H197V133H196ZM246 134H247V133H246ZM251 134H252V135H251ZM251 134H250V135H251V138H252L253 140H254V138H256V137L259 139V136H260V135H258L256 132H255V134H257L258 136L255 135L254 132H252ZM253 134L255 135L254 137H252ZM259 134H260V133H259ZM16 135H17V134H16ZM185 135H187V134H185ZM192 135H193V134H192ZM218 135L221 136V135L217 132L216 137H217ZM243 135H244V134H243ZM19 136H20V135H19ZM88 136H89V135H88ZM91 136H92V135H91ZM177 136H178V135H177ZM179 136H180V135H179ZM219 136H218V138H219ZM223 136H225V135H223ZM262 136H263V135H262ZM14 137H15V136H14ZM21 137H22V136H21ZM185 137H186V136H185ZM185 137H183V138H185ZM193 137H194V136H193ZM221 137H222V136H221ZM226 137H227V136H226ZM226 137H225V138H226ZM248 137H250V136L248 135ZM248 137H247V139H248ZM90 138H91V137H90ZM179 138H180V137H179ZM181 138H182V136H181ZM183 138L180 139V140H179L178 138H177V139H178L179 141H184ZM222 138H223V137H222ZM225 138H223V139H225ZM232 138H230V139H232ZM244 138H245V137H244ZM263 138H264V136H263ZM20 139H21V138H20ZM20 139L18 138L17 141H19L18 143L21 144L22 142H20V141H23V140H20ZM92 139H93V137H92ZM158 139H159V138H158ZM158 139H157V140H158ZM177 139L175 138V140H177ZM216 139H217V138H216ZM226 139H227V138H226ZM226 139H225V140H226ZM242 139H243V138H242ZM249 139H250V138H249ZM249 139H248V142L246 141V142L248 143V145H247V148H248V149H249V147H248V146H249V142L252 144V141H253L252 139H251V140H249ZM258 139H257V140H254L255 143H256V141L258 142L257 145L260 143V139H261V138L259 139V141H258ZM160 140H161V139H160ZM168 140H169V139H168ZM175 140L170 141V142H171V143L169 144V146H170L169 149H171L170 152L173 150L174 147H176V143H177L178 140H177V141H175ZM185 140H186V139H185ZM217 140H218V139H217ZM220 140H221V139H220ZM220 140H219V141H220ZM228 140H229V139H228ZM263 140H264V139H263ZM0 141H1V140H0ZM165 141H166V140H165ZM165 141H163V143H164ZM209 141H210V140H209ZM241 141H242V140H241ZM243 141H244V140H243ZM254 141H253V143H254ZM261 141H262V140H261ZM166 142H167V143H166ZM166 142H165V143H166L167 146H168V143H169V142H168V141H166ZM185 142H186V141H185ZM210 142H211V141H210ZM216 142H217V141H216ZM222 142H224V140H223ZM222 142H221V143H222ZM232 142H234V141H232ZM236 142H237V141H236ZM246 142L244 141V143H246ZM18 143H16V145H14V146H16L17 149L19 148ZM128 143H129V142H128ZM203 143H204V142H203ZM221 143H220V146L222 145V147H223V143H222V144H221ZM230 143H231V142H230ZM241 143H242V142H241ZM244 143H242V144H239V143H238V144H237V145H239V146H238V147H239V150H238V148L236 147L237 150H238V151L236 150L237 153L240 152V151L242 150V148L244 147V146H243ZM263 143H264V142H263ZM197 144H198V143H197ZM211 144H213V143H211ZM211 144H210V145H211ZM217 144H218V143H217ZM227 144H228V142H227ZM231 144H232V143H231ZM233 144H236V143L234 142ZM251 144H250V145H251ZM22 145H23V144H22ZM22 145H21V147H22ZM204 145L206 146V144H204ZM224 145H225V143H224ZM252 145H253V144H252ZM254 145H255L254 147H256V144H254ZM259 145H261V146L263 147L262 144H259ZM259 145H258V146H259ZM17 146H18V147H17ZM164 146H165V144H164ZM177 146H178V143H177ZM179 146H180V144H179ZM179 146H178V147H179ZM188 146H189V145H188ZM188 146H187V147H188ZM208 146H209V145H208ZM233 146H234V145H233ZM240 146H241V147H240ZM187 147L185 148V146H181L180 148L175 149L176 151L174 150V151L171 152V153L175 152V153L173 154V157H174L175 154H176L175 157H177V156H178V157H179V156L181 157V159H179L180 157H179V158L177 157V158L175 159L176 161L179 160V161H178V162H179L178 165L180 164V161H182V160L185 159L184 156H185V154H186V151H189V149H188ZM206 147H207V146H206ZM222 147H221V149H222ZM225 147H226V146H224V148H225ZM230 147H232V146H230ZM245 147H246V144H245ZM245 147H244V148H245ZM250 147H251V151H249L250 149H249V150L247 149V150H245V151H249V152H247V153H245V154H248V153H250V152H251V153H256V151H255L256 148H257L256 150H258V151H257L258 156H256V157H259L260 154H263V153H264L263 150H262V151H263L262 153L260 152V151H261L260 149H263L262 147H261L260 149H258V147H256V148H254L253 146H250ZM16 148H15V149H16ZM155 148H156V147H155ZM190 148H191V147H190ZM193 148L195 149V148H197V146H196V147H193ZM198 148H199V147H198ZM200 148H201V147H200ZM203 148H204V147H203ZM203 148H202V149H203ZM209 148H210V147H209ZM252 148L254 149V150H253L254 152L252 151ZM17 149H16V150H17ZM210 149H211V148H210ZM212 149H214V148H212ZM240 149H241V150H240ZM18 150H19V149H18ZM204 150H205V149H204ZM218 150H219V149H218ZM222 150H224V149H222ZM1 151H3V150H1ZM19 151H23V149L21 148V150H19ZM157 151H158V150H157ZM197 151H198L199 153L201 152V151H199L198 149H197ZM206 151H207V150H206ZM228 151H229V149H228ZM243 151H244V150H243ZM152 152H153V151H152ZM195 152H196V150L193 151V153H195ZM212 152H213V151H212ZM215 152H218L217 149H216ZM224 152H225V151H224ZM233 152H234V151H232V153H233ZM236 152H235V153H236ZM199 153H198V155H197V159H198ZM213 153H214V152H213ZM220 153H221V152H220ZM228 153H229V152H228ZM228 153H227V154H228ZM230 153H231V152H230ZM237 153H236V154H237ZM240 153H242V151H241ZM251 153H250V154H251ZM94 154H95V153H94ZM94 154H93V155H94ZM147 154H148V153H147ZM196 154H197V152H196ZM196 154H194V156H195ZM203 154H204V153H203ZM203 154H202V155H203ZM211 154H212V153H211ZM216 154H217V153H216ZM216 154H215V156H216ZM223 154H224V153H223ZM225 154H226V153H225ZM233 154H234V153H233ZM243 154H244V153H243ZM243 154H238V155L242 156ZM250 154H248V155H250ZM125 155H126V154H125ZM221 155H222V154H221ZM221 155H220V156H221ZM248 155H247V158L251 157V156H248ZM213 156H214V155H213ZM215 156H214V157H215ZM228 156H230V155H228ZM244 156H245V155H244ZM123 157H124V156H123ZM173 157H172V158H173ZM175 157H174V158H175ZM182 157H183V159H182ZM203 157L206 158L207 156H204V155H203ZM203 157H202V159H204ZM216 157H217V156H216ZM238 157H239V156H238ZM256 157H255V158H256ZM262 157H264V156L262 155ZM0 158H1V156H0ZM126 158H127V157H126ZM157 158H158V156L156 157V159H157ZM207 158H208V157H207ZM247 158H245V159H247ZM255 158H252V159L254 160ZM127 159H128V158H127ZM160 159H161V157L159 156V158H158L157 160L154 159V163H152L153 161H152V162H151L150 160L148 161L149 165H152V164H153V165L151 166L153 169H152L151 167H150V169H148V171H149V170H150V171L153 170V171L150 173V175H153V174H154V175L157 176L159 173L161 174V173H164V172H165V173L168 172V171H166V170H165L164 172H161V171H163V169L166 168V165H165L164 167H160V165H158L159 162L163 163L162 161H159ZM187 159H188V158H187ZM194 159H195V158H194ZM197 159H196V162L194 161L193 163L200 164L199 166H202V165H201L202 163H200V162H202V161L200 160L201 158L199 159L200 162H199ZM218 159H219V158H218ZM238 159H239V158H238ZM0 160H1V159H0ZM165 160L167 161V159H165ZM168 160H169V159H168ZM172 160H173V159H172ZM175 160L173 161V163L176 162ZM219 160H220V159H219ZM223 160H224V159H223ZM253 160H252V161H253ZM256 160H257V158H256ZM258 160H261V159H258ZM127 161H128V160H127ZM166 161H165V162H166ZM192 161H193V160H192ZM192 161H191L190 163H192ZM197 161H198L199 163H198ZM226 161H227V160H226ZM230 161H231V160H230ZM150 162H151L152 164H150ZM170 162H171V159L169 160V162L167 161L166 164H169ZM182 162H183V161H182ZM184 162H185V161H184ZM204 162H205V161H204ZM247 162H248V161H247ZM247 162H246V163H247ZM253 162H254V163H257L256 161H253ZM260 162H261V161H260ZM161 163H160V164H161ZM171 163H172V162H171ZM171 163H170V164H171ZM226 163H227V162H226ZM226 163H225V164H226ZM163 164H164V163H163ZM163 164H162V165H163ZM174 164H176V163H174ZM182 164L185 165V163H182ZM207 164H208V163H207ZM210 164H211V162H210ZM229 164H230V163H229ZM234 164H235V163H234ZM252 164H253V163H252ZM252 164H251V165H252ZM257 164L260 165L259 162H258ZM188 165H189V164H188ZM190 165H191V164H190ZM249 165H250V163H249ZM153 166H154V167H153ZM179 166H180V169H181V166H182V165L180 164ZM232 166H233V165H232ZM236 166H237V165H236ZM246 166H247V165H246ZM252 166H253V165H252ZM138 167H139V166H138ZM171 167H172V165H171ZM171 167H168V169L171 168ZM184 167H185V166H184ZM188 167H189V166H188ZM195 167H196V166H195ZM214 167H215V166H214ZM248 167H250V166H248ZM173 168H176V166L174 165ZM182 168H183V167H182ZM225 168H226V167H225ZM234 168H235V166H234ZM234 168H232V169H234ZM236 168H237V167H236ZM242 168H243V167H242ZM253 168H254V167H253ZM130 169H131V168H130ZM177 169H179V168L177 167ZM197 169H199V167H198ZM227 169H228V167H227ZM229 169H230V168H229ZM229 169H228V170H229ZM251 169H252V167H251ZM173 170L176 171L175 169H173ZM182 170H183V169H181V170H179V171H182ZM219 170H220V169H219ZM228 170H227V172H228ZM245 170L247 171L248 169H245ZM252 170H253V169H252ZM260 170H261V169H260ZM262 170H264V167H263ZM4 171H5V170H4ZM4 171L2 170V171H1L2 173H0V198H1V199H0L1 201H0V202H2L3 204H4V203L7 204V207H6V205H5V207H4V209H5V208L7 209V211L4 210V211L7 213V212L9 211L8 208L11 209V207H12V209H13L14 211L16 210V208H17V210H18V208H20V207H19V206H20V203H19L20 200H19V199L17 200V197H12V195H14V194L11 193V192H12V188H11V184H12V183H9V181H10L11 179L8 178V179H9V180H8V179L6 178V176L8 175V173H6V172H4ZM56 171H58V170H56ZM148 171H147V172H148ZM170 171H172V170H169V172H170ZM198 171H199V170H198ZM243 171H244V170H243ZM246 171H245V173H246ZM23 172H24V171H23ZM23 172H22V174H23ZM169 172L167 173L168 176L171 174V172H170V173H169ZM208 172H209V171H208ZM219 172H221V171H219ZM219 172H218V173H219ZM253 172H256V171L253 170ZM260 172H261V171H260ZM260 172H259V173H260ZM139 173H140V172H139ZM182 173L185 174L186 172H183V171H182L181 174H180V173L178 174V175L180 176L181 180L184 178V177L182 178ZM188 173H189V172H188ZM231 173H232V172H231ZM250 173L252 174V172H250ZM250 173H249V175H248L247 173H246L245 175H248V176L251 178V177H253V176H250ZM262 173H263V172H261L260 174H262ZM24 174H25V173H24ZM24 174H23V175H24ZM160 174H159V175H160ZM186 174H187V173H186ZM186 174L184 175L185 177H187ZM189 174H190V173H189ZM242 174H243V173H242ZM242 174H241V175H242ZM256 174H257V173H256ZM256 174L254 173L253 175H255V177H256ZM260 174H258L259 177L262 176V178H264V176H263V175H260ZM263 174H264V173H263ZM143 175H145V174H141V177H143ZM148 175H149V174H148ZM150 175L148 176V177H150V178H152V177L154 176V175H153V176L151 177ZM161 175H162V177H164V178L166 177V178H167V175H165V174H161ZM161 175L159 176V178L161 177ZM163 175H164V176H163ZM171 175H172V174H171ZM171 175H170V176H171ZM175 175H176V174H175ZM258 175H257V176H258ZM135 176H137V175H135ZM138 176H139V175H138ZM146 176H147V175H146ZM146 176H145V177H146ZM156 176H154V177H156ZM172 176H173V175H172ZM172 176H171V177H172ZM189 176H190L191 178L193 177L191 180H192V183L195 185L194 179L196 180V178H194V176H191V175H189ZM220 176H221V174H220ZM239 176H240V175H239ZM243 176H244V175H243ZM26 177H27V175H26ZM29 177H30V176H29ZM141 177H139V178H141ZM171 177H168V178H167V183H168V185L170 184V183H169L170 180L172 181L173 177H176V176H173L172 179H169V178H171ZM222 177H223V176H222ZM137 178H138V177H137ZM164 178H163V179H164ZM166 178H165V179H166ZM216 178H217V177H216ZM238 178H239V177H238ZM168 179H169V182H168ZM174 179H175V178H174ZM184 179H185V178H184ZM186 179H187V178H186ZM186 179H185V180H186ZM217 179H218V178H217ZM217 179H216V180H217ZM248 179H249V178H248ZM252 179L255 180L256 178L253 177ZM7 180H8V181H7ZM14 180H15V179H14ZM33 180H34V179H33ZM135 180H136V179H135ZM135 180H133V181H134V182L138 181V180H136V181H135ZM159 180H160V179H159ZM189 180H190V179H189ZM213 180H214V177H213L212 181H213ZM219 180H220V179H219ZM222 180H223V179H222ZM231 180H232V179H231ZM241 180H242V179H241ZM249 180H250V179H249ZM254 180H252V181H254ZM261 180H264V179H261ZM261 180H259V181H261ZM12 181H13V179H12ZM12 181H10V182H12ZM34 181H36V180H34ZM165 181H166V180H165ZM165 181H164V180L162 181V186L167 185V184H165V183H166ZM196 181H197V180H196ZM223 181H224V180H223ZM257 181H258V180H257ZM259 181H258V182H259ZM36 182H37V181H36ZM49 182H50V181H49ZM145 182H146V181H145ZM163 182H164V183H163ZM174 182H175V181H174ZM183 182H184V181H182V184H181V185L184 186ZM186 182H187V181H186ZM216 182H217V181H216ZM220 182H221V181H220ZM249 182H250V181H249ZM263 182H264V181H263ZM34 183H35V182H34ZM136 183H137V182H136ZM172 183H173V182H172ZM184 183H185V182H184ZM190 183H191V182H190ZM239 183H240V182H239ZM253 183H254V182H253ZM253 183H252V184H253ZM50 184H51V183H50ZM140 184H141V183H140ZM160 184H161V183H160ZM163 184H164V185H163ZM178 184H179V181H178ZM254 184H257L256 180H255V183H254ZM3 185H4V186H3ZM134 185L137 186V184H135V183H134ZM147 185H148V183H147L146 185L144 184L143 186H142V184H141V186H138V187H139V190H138V191H139L140 199H141V194H142V196L144 195V197H145L146 194H145L144 189L147 191V188L145 187V186H147ZM168 185H167V186H168ZM188 185H190V184H188ZM211 185H212V184H211ZM220 185H221V184H220ZM220 185H219V186H220ZM241 185H242V184L239 185L240 188H242ZM257 185H258V184H257ZM2 186H3L4 191H3V189H2ZM20 186H24V188H25L26 185L24 184V185H20ZM34 186H35V185H34ZM50 186H51V185H50ZM136 186H135V187H136ZM162 186H161L162 189H159V192H161L160 195L154 193V194H156L157 196H159L157 200L162 199V200H160L161 202H160V201H157L156 199H153V200H152V198H154V197L156 196V195H150V194L155 190V189H154V190L151 191V193H149V195H148V196H154V197H152L151 199L148 197V200H147V202L149 201V202H148L149 205L151 204L152 207L150 206V207H151V208H150L149 206L145 205V203H144L143 207L141 206L142 208H144V209H145V208H146V209L148 208L149 210H152V208L154 207V206H153V202L157 201V205L159 204V206L161 207V204H162L163 202L168 201V199L172 196V195H170L171 192H169L170 189H169V187L167 188L166 186H164V187H166V188H164V187H162ZM173 186H174V185H173ZM185 186H187L186 183H185ZM219 186H217V187H219ZM252 186H254V185H252ZM142 187H143V188L145 187V188L142 189ZM147 187H148V191H149V189H150V187H152V185L150 186V184H149V186H147ZM189 187H190V186H188V188L183 187V188H185V189L182 190L181 192L184 191L183 193H187V191L189 190ZM192 187H194V186H191L190 188H192ZM195 187H196V186H195ZM224 187H225V186H224ZM32 188H33V187H32ZM140 188H141V190H143V192L140 191ZM181 188H182V187H181ZM235 188H236V187H235ZM243 188H244V187H243ZM253 188H254V187H253ZM25 189H27V188H25ZM25 189H23L22 187H20V190L18 189V191H19V192H18L19 195H18V194H17V195L20 196V193H21V194L24 193ZM167 189H169V191H166ZM186 189H188V190H186ZM192 189H193V188H192ZM192 189H190V190L188 191L187 197H189V194H190L189 192H191ZM194 189H195V188H194ZM219 189H221V190L225 189V191H226L227 188H223V189H222V187H221V188H219ZM233 189H234V188H233ZM233 189H232V190H233ZM163 190H165V191H163ZM171 190L173 191V189H171ZM174 190H175V189H174ZM215 190H216V188H215ZM238 190H239V188H238ZM238 190H237L236 192H239V193H242V194H243V192H244L243 189H241L240 191H238ZM242 190H243V191H242ZM255 190H256V189H255ZM260 190H261V189H260ZM136 191H137V190H136ZM162 191H163V192H166V194H167V195H165L166 197H164V194H165V193H163V197L165 198V201H163L164 198L161 197V195H162ZM178 191H179V190H178ZM178 191H177V192H178ZM195 191H196V190H195ZM223 191H224V190H223ZM227 191H228V190H227ZM241 191H242V192H241ZM245 191H246V189H245ZM249 191H251V190H249ZM257 191H258V190H257ZM261 191L264 192V190H261ZM261 191H260V192H261ZM140 192H142V193H140ZM159 192H158V193H159ZM167 192L169 193L170 197H168V193H167ZM198 192H199V191H198ZM198 192H197V193L195 192V194H193V195L198 194ZM209 192H210V191H209ZM263 192H262V193H263ZM25 193H27V192H25ZM28 193H29V192H28ZM52 193H53V192H52ZM55 193H56V192H55ZM192 193H194V191H193ZM199 193H200V192H199ZM216 193H217V191H216ZM239 193H238V196L240 197ZM249 193H250V192H249ZM249 193H248V196H247V193H246V197H247V199H248V197H249ZM29 194H30V193H29ZM57 194H58V192H57ZM57 194H56V195H57ZM126 194H127V193H126ZM152 194H153V193H152ZM171 194H173V192H172ZM218 194H219V193H218ZM220 194H221V193H220ZM242 194H241V197H240V198H242V199H240L238 196H236V197L239 198V203L241 202L240 200H242V201L244 200V201H243V204H245V203H246L245 201H247V200L244 199V197H242ZM263 194H264V193H263ZM263 194H262V195H263ZM32 195L35 197L34 194H32ZM184 195H185V194H184ZM199 195H200V194H198V196H199ZM215 195H216V194H215ZM227 195H228V194H227ZM230 195H231V194H229V196H230ZM244 195H245V193H244ZM15 196H16V195H15ZM53 196H54V194H53ZM124 196H126V195L124 194ZM124 196H123V198H124ZM157 196H156V198H157ZM219 196H220V195H218V197H219ZM225 196H226V195H224L222 198H225ZM256 196H257V195H256ZM256 196H255V197H256ZM55 197H56V196H55ZM127 197H128V194H127ZM160 197H161V198H160ZM167 197H168V198H167ZM184 197H185V196H184ZM191 197H192V196H191ZM258 197H259V196H258ZM28 198H29V197H28ZM31 198H32V197H31ZM31 198H30V199H31ZM62 198H63V197H62ZM62 198H61V199H62ZM72 198H74V196H72ZM159 198H160V199H159ZM172 198H173V197H172ZM178 198H179V197H178ZM178 198H177V199H178ZM192 198H193V197H192ZM195 198H196L197 202L194 201ZM200 198H203V197L200 196ZM200 198H197V195H196V197L193 198V201H194L195 203H194L191 199H189V201H191V202L194 203L195 205H196V203H197V206H192V207H194V210H196V209H195L196 207H197V208H198V207H199V208L202 207V208L204 209V210H203V212H204V211L207 209V207H208V208L211 207V206H210V207L207 206L210 202H208V200L205 201V199L203 198V199H204L203 202H204V201H205V202H208V204L206 203V204H207V205H206V204L204 203V204H205V207H203V205H201V204H203V202H202V203L199 202V203H201V204H200L201 206H200V205H198V201L200 200ZM216 198H217V197H216ZM226 198H227V197H226ZM249 198H250V197H249ZM261 198H262V197H261ZM25 199H26V198H25ZM32 199H34V198H32ZM32 199H31V200H32ZM143 199H145V198H143ZM166 199H167V200H166ZM180 199H181V198H180ZM198 199H199V200H198ZM227 199H229V197H228ZM250 199H251V198H250ZM250 199H248V201H249ZM252 199H253V198H252ZM252 199H251L250 201H252ZM255 199H256V198H255ZM56 200H57V199H56ZM58 200H59V199H58ZM141 200H142V199H141ZM150 200H152L153 202H151ZM154 200H155V201H154ZM260 200H263V199H260ZM260 200H259V201H260ZM162 201H163V202H162ZM169 201H170V200H169ZM169 201H168V203H169ZM201 201H202V200H201ZM220 201H221V200H220ZM222 201H223V200H222ZM250 201H249V203H247V205H250V204L253 203V206H254V202L252 201V202L250 203ZM259 201L256 202L255 204H258V203L261 204V202H259ZM142 202H143V201H142ZM145 202H146V200H145ZM147 202H146V204H148ZM150 202H151V203H150ZM158 202H159V203H158ZM178 202H179V201H178ZM263 202H264V200H263ZM2 203H0V207L3 205ZM35 203H36V202H35ZM126 203H127V200H126ZM171 203H172V202H171ZM175 203H176V202H175ZM211 203H212V202H211ZM228 203H229V202H228ZM228 203H227V205H228ZM239 203H238V205H239ZM1 204H2V205H1ZM30 204H33V202L30 203ZM128 204H129V203H128ZM140 204L142 205V203H140ZM173 204H174V203H173ZM173 204L169 205V208H172V209H173L174 207H170V206H173ZM176 204H178V205H179V204H180V205H183V204H181V203H176ZM176 204H175V206H176ZM229 204H230V203H229ZM125 205H127V204H125ZM154 205H155V204H154ZM164 205H165V204H164ZM191 205H193V204H191ZM211 205H212V204H211ZM213 205H214V204H213ZM219 205H220V204H219ZM230 205H231V207H229ZM230 205H228V206L225 205L224 207H227V208H229V209L231 208V211L229 210V212L233 214L232 211H233V209L235 210V208H233V207H235V206L232 205V204H230ZM240 205L242 206V202H241ZM240 205H239V206H240ZM262 205H264V204H262ZM14 206H15V207H14ZM30 206H31V205H30ZM34 206H35V207H34ZM103 206H104V205H103ZM103 206H101V207H103ZM127 206H129V205H127ZM146 206H147V207H146ZM159 206H156V205H155V207H154L153 209L156 210V212H157V210H159V209H157ZM232 206H233V207H232ZM243 206H244V205H243ZM243 206H242V207H243ZM255 206H256V205H255ZM255 206H254V207H255ZM260 206H261V205H260ZM22 207H23V206H21V208H22ZM33 207L35 208V210H34V209H33V210H34V211H37V212H38L40 209L43 210V206H42V207L40 206L41 208L39 207V208H40V209H39L37 203H36V205H33ZM48 207H49V206H48ZM104 207H105V206H104ZM124 207H126V206H124ZM124 207H123V208H124ZM177 207H180V206H176V208H177ZM182 207H184V206H182ZM182 207H181V209H180V208H179V209H180L181 211H183V212L186 213V211H184V209H183ZM216 207H217V206H216ZM219 207L221 208L222 211H223L224 209H226V208H223V209H222V206H219ZM242 207H241V209H242ZM250 207H252V205H251ZM14 208H15V209H14ZM46 208H47V207H46ZM88 208H89V207H88ZM127 208H128L129 210L131 209L130 207H127ZM165 208L167 209V206H166ZM205 208H206V209H205ZM220 208H219V209H220ZM232 208H233V209H232ZM236 208H237V206H236ZM256 208H257V207H256ZM258 208H259V205H258ZM261 208H262V206H261ZM261 208H259L260 211H261ZM263 208H264V207H263ZM29 209H32V206H31V208H29V207H27V208H26V207H23V208H22V211H21V210H20V211L18 210V211H19L20 213H23L24 216H25L24 213H27V214H28V212H29L30 215L28 214L27 217H30V216H32V215H31ZM89 209H92V208L90 207ZM94 209H95V208H94ZM98 209L101 210V208H98ZM98 209L96 208V210H94V211H98ZM128 209H126V210H128ZM166 209H165V211L162 209L163 212H164L165 214H167V215H165V214H164V215L167 216L168 219H172V220L175 221V216L172 215L173 217L170 218V215H171V214L166 213V211L168 210V209H167V210H166ZM172 209H171V210H172ZM177 209H178V208H177ZM177 209H176V212H177V213H176L174 210H173L174 212H172V213H174L175 215H176V214L178 215V211H177ZM189 209H190V208H189ZM200 209H201V208H200ZM210 209H211V208H210ZM215 209H216V208H215ZM243 209H244V207H243ZM248 209H249V208H248ZM259 209H258V210H259ZM0 210H1V209H0ZM13 210H10V212L13 211ZM17 210H16L15 212H17ZM100 210H99V212H101ZM102 210H103V212H104V210L106 211V210H108V208L106 209V207H105V209L102 208ZM160 210H161V209H160ZM180 210H179V211H180ZM185 210H186V209H185ZM197 210H198V211H197ZM197 210H196V211H197L198 213H202V212H200L202 209H201L200 211H199V209H197ZM213 210H214V209H212V211H213ZM227 210H228V209H227ZM244 210H245V209H244ZM14 211H13V212H14ZM46 211H47V210H46ZM50 211H51V210H50ZM168 211H170V209H169ZM187 211H188V209H187ZM196 211H195V212H196ZM209 211L211 212V210H209ZM254 211H255V210H254ZM5 212H4V214H5ZM15 212H14V215H15V214L17 215L18 213H15ZM128 212H129V211H128ZM163 212H162V214H163ZM183 212H182V213L180 212L179 215L182 216ZM206 212H207V211H206ZM206 212H205V213H206ZM210 212H208L209 214H208V213H206V214L210 215ZM226 212H227V211H226ZM235 212H237V213H235ZM241 212H242V210H241ZM257 212H258V211H257ZM257 212H256V213H257ZM20 213H19V214H20ZM48 213H49V211H48ZM157 213H158V212H157ZM169 213H170V212H169ZM187 213L189 214L190 212L188 211ZM223 213H224L225 215L230 214V213H227V214H226L225 212H223ZM234 213H235V216H233L234 214H233V215L230 214V215L232 216V217H230V218H233V217H234V220H235L236 215L238 216V215L241 214V213H239L238 210H237V211H234ZM251 213H252V212H251ZM251 213H248V215L243 216V217H248V216H250V217H248V218H252L254 215H253V216H251V215H252L254 212H253L252 214H251ZM258 213H260V212H258ZM262 213H264V212L262 211ZM10 214H11V213H10ZM38 214H40V213H38ZM38 214H37V215H38ZM41 214H42V213H41ZM158 214H159V213H158ZM188 214H187V215H188ZM202 214H203V213H202ZM216 214L218 215V212L215 213V215H216ZM249 214H250V215H249ZM1 215H3L2 211H1ZM11 215H12V214H11ZM20 215H21V214H20ZM37 215H36V216H37ZM48 215H50V214H48ZM75 215H76V214H75ZM125 215H126V214H125ZM199 215H200V214H198L197 216H199ZM217 215H216V216H217ZM261 215H263V214H261ZM21 216H22V215H21ZM24 216H23V217H24ZM33 216H34V215H33ZM33 216H32V217H33ZM191 216H192V215H191ZM223 216H224V215H222L221 218H223ZM258 216H259V215H258ZM258 216H257V217H258ZM9 217H10V216H9ZM12 217H13V215H12ZM17 217H18V215H17ZM27 217H26V219H27ZM34 217H35V216H34ZM121 217H123V219L126 218V217L124 218V215H122ZM121 217H120V218H121ZM160 217H161V214H160ZM177 217H179V216H176V219H177ZM192 217H193V216H192ZM201 217H203V215H202ZM201 217H199V218H201ZM208 217L210 218V216H208ZM208 217H206V215H205V218H206V219H207ZM224 217H225V216H224ZM239 217H240V216H239ZM241 217H242V216H241ZM243 217H242V218H243ZM13 218H14V217H13ZM46 218H47V216H46ZM80 218L83 219V216L80 217ZM80 218H78V219H79V224H80V223L83 224V223L85 222V220L83 221V220H81ZM120 218H119V219H120ZM165 218H166V217H165ZM179 218H180V217H179ZM179 218L176 220V222L179 220ZM203 218H204V217H203ZM205 218H204V219H205ZM248 218H245V219L248 220ZM254 218H255V217H253V219H254ZM260 218H262V217L259 216V218H258V222H260V220H259ZM11 219H12V218H11ZM28 219H29V218H28ZM28 219H27V221H28ZM30 219H31V218H30ZM38 219H39V217H38ZM42 219H43V218H42ZM76 219H77V218H76ZM76 219H75V220H76ZM119 219H118V220H119ZM121 219H122V218H121ZM121 219H120V220H121ZM166 219H167V218H166ZM168 219H167V220H168ZM204 219H203V220H204ZM206 219H205V220H206ZM226 219H228V217H227ZM238 219H239V222H238V221H237V222H238L239 224H241V223H243V222L245 221V219H243L244 221H241L242 219L240 220V218L237 217V220H238ZM263 219H264V218H263ZM34 220H35V221H34ZM34 220H32V221H34V222H32L31 220H29V221H28L29 223L26 222V223H28V224L25 223V224H26V225H25V224L22 222V221H24V219H22V217H21L20 219H18V220H16V218H15L13 221H11L13 226H10V227H9V226L7 225L9 228L6 227V224H5V221H4V220H3L4 222H1V221H0V235H1V234H7V235H9V236H6V235L4 236V237H7V238L9 237L8 239L6 238V240H5V238H4V240H1V239H0V264H4V263H5V258H6V257H7V258H14V261H13L14 264H24V263H22V262H24V261H21V260H23V259H21V257H22V256H21V253H22V254H27V255L29 254V255H28L29 258H31V257L33 256L32 258H35V259H36V258H37L36 256H38L39 259H37L36 261H34L36 264H42V261L45 262V261H44L45 259H44L43 257L46 255V250H45L46 247L43 249V250H45V252H44L43 250H41V248H40L42 245H44L43 242H41V241L39 240V242L36 243V245H35V249L33 250V252H31L32 250L29 251L30 248H31V247H30L31 244H30V246H26V242H25V244H24V242H23L24 240L22 239V238H23V237H22L23 235H22V236L19 235V230H20V227H19V226H21L22 223H23L22 227L26 226L25 228L27 229L29 226H32V227H31V229H32L33 226H34L33 224L37 223V222H36L37 220H36V219H34ZM80 220H81V221H80ZM115 220H116V219H115ZM186 220H187V218H186ZM205 220H204V221H205ZM207 220H208V222H209V219H207ZM220 220H221V219H220ZM224 220H225V219H224ZM232 220H233V219H231V221L228 220V221H230V222H233L232 224H230L231 227H233L234 224H235L236 226H237V225L239 226V224H238L237 222H235L236 220H235V221H232ZM251 220H252V219H251ZM42 221H43V220H42ZM46 221H47V220H46ZM162 221H163V220H162ZM165 221H166V220H165ZM170 221H171V220H170ZM226 221H227V220H226ZM240 221H241V222H240ZM261 221H262V220H261ZM263 221H264V220H263ZM263 221H262L261 224H263ZM6 222H7V221H6ZM9 222H10V221H8V223H9ZM74 222H75V221H73V222L71 221V224L73 223L71 227L73 228V225L75 226V227L73 228L74 231L71 229V227H69V228H70L69 231H70V232L73 231L74 234H75V235L77 236V238L79 239V237H80L81 234L78 235V233H81V232H78V230H81V228L83 229V227H80V229H78V227H77V229H76V225L79 226V224H76V223H74ZM76 222L78 223V220H76ZM201 222H203V221H201ZM208 222H207V223H208ZM222 222H224V221H222ZM234 222H235V223H234ZM249 222H250V220H249ZM18 223H19V225H18ZM20 223H21V224H20ZM31 223H33V224L31 225ZM85 223H86V222H85ZM85 223H84V224H85ZM166 223H167V224H164V225H169V224H170V222H169V224H168V222H166ZM182 223H183V222H182ZM210 223H211V222H210ZM210 223H209V224H210ZM227 223H228V222H227ZM245 223H248V222L245 221ZM245 223L242 224V226H243V225L245 226ZM29 224H30V225H29ZM37 224H38V223H37ZM37 224H36V225H37ZM40 224L43 225L44 223H43V222H42V223L40 222ZM75 224H76V225H75ZM82 224H81V225H82ZM202 224H203V223H202ZM204 224H205L206 227H207L208 224H206V223H204ZM212 224H214V223H212ZM256 224H257V223H256ZM9 225H10V224H9ZM28 225H29V226H28ZM46 225H47V224H46ZM86 225H87V224H86ZM205 225H204V226H205ZM210 225H211V224H210ZM215 225H216V223H215ZM246 225H247V224H246ZM259 225H260V223H259ZM47 226H48V225H47ZM82 226H83V225H82ZM90 226H91V225H90ZM92 226H95V225H92ZM189 226H190V225H189ZM189 226H188V227H189ZM211 226L213 227V225H211ZM211 226H209V227H211ZM218 226H219V225H218ZM230 226H229V228H231ZM256 226H257V225H256ZM22 227H21V229H22ZM35 227H36V226H34V229H36L37 227L40 228L41 226H40V227L37 226L36 228H35ZM43 227H44V226H43ZM188 227H187L186 229L190 230ZM222 227H223V226H222ZM234 227H235V226H234ZM234 227H233V229H235ZM18 228H19V229H18ZM62 228H63V227H62ZM86 228H87V227H86ZM91 228H92V227H91ZM194 228L196 229V227H194ZM200 228H201V227H200ZM215 228H216V227H215ZM220 228H221V227H220ZM29 229H30V228H29ZM31 229H30V230H31ZM43 229H44V228H43ZM75 229H76V230H75ZM88 229H89V228H88ZM195 229H193V230L195 231ZM206 229H207V228H206ZM212 229H213V228H212ZM227 229H228V228H227ZM236 229H237V228H236ZM38 230H39V229H38ZM44 230H46V229H44ZM44 230H43V231H44ZM132 230H133V229H131V231H132ZM188 230H187V231H188ZM202 230H203V229H202ZM229 230H230V229H229ZM229 230H227V231L230 233ZM231 230H232V229H231ZM262 230H263V229H262ZM23 231H24V230H23ZM26 231H27V230H26ZM32 231H33V230H32ZM61 231H62V230H61ZM64 231H65V229H64ZM76 231H77V234L75 233ZM81 231H82V230H81ZM83 231H85V229H83ZM86 231H87V230H86ZM134 231H135V230H134ZM134 231H133V234H130V235H134ZM187 231H186V233H187ZM191 231H192V229H191ZM205 231H206V230H205ZM218 231H220V230H218ZM225 231H226V230H225ZM227 231H226V232H227ZM260 231H261V230H259V232H260ZM27 232H29V231H27ZM33 232H34V231H33ZM45 232H46V231H45ZM45 232H44V233H45ZM87 232H88V231H87ZM231 232H232V231H231ZM233 232H234V230H233ZM233 232H232V233H233ZM251 232H252V231H251ZM34 233H35V232H34ZM37 233H38V232H37ZM37 233H35V235H37V236H38L39 234H40V235L43 234V233H41V232H39L38 234H37ZM46 233H47V232H46ZM51 233H52V232H51ZM213 233H214V232H213ZM213 233H210V234L212 235ZM215 233H216V232H215ZM215 233H214L215 236H217V235H221V233H219V232H217V234H215ZM218 233H219V234H218ZM223 233H224V232H223ZM255 233H256V232H255ZM62 234H64V232H62ZM72 234H73V233H72ZM85 234H86V233H85ZM85 234H84V235H85ZM87 234H88V233H87ZM135 234H136V233H135ZM173 234H174V236H175L176 233L173 232ZM173 234H172V235H173ZM177 234H178V233H177ZM189 234H190V233H189ZM191 234H192V235L194 234L193 231H192ZM191 234H190V235H191ZM203 234H204V232H203ZM208 234H209V233H208ZM224 234H225V233H224ZM252 234H253V233H252ZM26 235H27V234H26ZM35 235H33V238L36 237ZM40 235H39V236H40ZM46 235H47V234H46ZM46 235H45V237H46ZM75 235H74V236H75ZM229 235H230V234H229ZM250 235H251V233H250ZM253 235L255 236L256 234H253ZM253 235H252V236H253ZM257 235H259V234H257ZM257 235H256V236H257ZM24 236H25V235H24ZM28 236H30V234L27 235V237H28ZM31 236H32V235H31ZM60 236H61V235L59 234V238H61L62 236H66V235L64 234V235H62L61 237H60ZM78 236H79V237H78ZM174 236H173V237H174ZM208 236H210V235H207V237H208ZM221 236H222V235H221ZM221 236H220V238H221ZM231 236H232V234H231ZM254 236H253V237H254ZM19 237H22V238H21L22 240L19 239V241H18V238H19ZM25 237H26V236H25ZM45 237H44V238H45ZM49 237H50V236H49ZM55 237H57V236L55 235ZM66 237H68V235H67ZM66 237H65V238H66ZM82 237H83V235H82ZM84 237H85V236H84ZM181 237H182V236H181ZM187 237H188V234H187ZM217 237H219V236H217ZM260 237H261V236L259 235V238H260ZM1 238H2V236H1ZM30 238H32V237H30ZM36 238H37V237H36ZM36 238H35V239H36ZM44 238H42L43 241H44ZM50 238L54 239V237H50ZM57 238H58V237H57ZM57 238H56V239H57ZM68 238H69V237H68ZM75 238H76V237H75ZM75 238H74V239H75ZM133 238H134V240H135V238L137 239V237H133ZM133 238H132V239H133ZM170 238H171V237H170ZM176 238H177V237H176ZM179 238H180V237H179ZM185 238H186V237H185ZM215 238H216V237H215ZM261 238H263V237H261ZM2 239H3V238H2ZM16 239H17V240H16ZM26 239H27V238H26ZM35 239H34V240H35ZM38 239H39V238H38ZM47 239H48V238H47ZM52 239H51V240H52ZM63 239H64V237H63L61 240H63ZM69 239H70V238H69ZM78 239H77V240H78ZM80 239H82V238H80ZM80 239H79V240H80ZM84 239H85V238H84ZM126 239H127V238H126ZM177 239H178V238H177ZM177 239H176V240H177ZM30 240H31V239H30ZM32 240H33V239H32ZM45 240H46V239H45ZM58 240H59V239H58ZM61 240H60V241H61ZM77 240H76V241H77ZM79 240H78V241H79ZM176 240H175V241H176ZM178 240H179V239H178ZM181 240H182V239H181ZM226 240H227V239H226ZM244 240H245V239H244ZM250 240H254V239H250ZM258 240H259V239L256 238L254 241L260 242L261 239H260L259 241H258ZM262 240H263V239H262ZM262 240H261V241H262ZM21 241H22V242H21ZM64 241H66V239H64ZM74 241H75V240L72 241V244H71L72 246L75 245ZM83 241H85V240H83ZM83 241H82V243H83ZM127 241H128V240H127ZM127 241H126V242H127ZM234 241H235V240H234ZM20 242H21V243H20ZM52 242L55 243L54 246L52 247V248H54L55 245H56V242H58V241H53V240H52ZM61 242H62V241H61ZM86 242H87V241H85L84 245L86 244ZM128 242H129V241H128ZM128 242H127V244H128ZM170 242H172V241H170ZM177 242H178V241H177ZM177 242H175V243H177ZM223 242H225V241H222V240L216 238L214 244H215V246H217V248L219 247V249H220V247L223 246ZM62 243H63V242H62ZM62 243L59 242V243H57V244H58V245L61 244L60 246L62 247V245H63ZM70 243H71V242H70ZM70 243H69V244H70ZM73 243H74V244H73ZM80 243H81V240H80ZM130 243H131V242H130ZM130 243H129V245H132V246H133V244H132V243L130 244ZM135 243H136V242H135ZM161 243H162V242H161ZM167 243H169V242H167ZM183 243H184V241H183ZM185 243H187V241H185ZM209 243H210V242H209ZM238 243H239V242H238ZM241 243H243V244L245 245L244 242H241ZM247 243H248V242H247ZM47 244H48V243H47ZM47 244H46V245H47ZM51 244H53V243H51ZM51 244H50V247H51ZM65 244H68V243H67V242H66V243L64 242V245H63V246H65ZM147 244H150V243H147ZM163 244H164V243H163ZM163 244H162V245H163ZM165 244H166V243H165ZM173 244H174V243H173ZM173 244L171 243V244L166 245V246L163 245V247L165 246V248L168 247V249H169V248H170V245L173 246ZM226 244H227V243H226ZM226 244H225V245H226ZM235 244H236V243H235ZM252 244H253V243H252ZM252 244H251V246L253 247L254 245H252ZM260 244H261V242H260ZM24 245H25V246H24ZM28 245H29V244H28ZM76 245H79V244L76 243ZM155 245H156V243H155ZM155 245H154V246H155ZM157 245H158V244H157ZM189 245H190V244H189ZM189 245H188V246H189ZM236 245H237V244H236ZM248 245H250V244L248 243ZM68 246H69V245H68ZM132 246H131V247H132ZM148 246H149V245H148ZM150 246H151V245H150ZM154 246H153V247H154ZM183 246L185 247V245H183ZM211 246H212V245H211ZM213 246H214V245H213ZM232 246H233V245H232ZM257 246H259V245L256 244V247L254 246L255 249L252 248V250H255V252L258 251V254H259L260 250H257V251H256V249L259 248V247H257ZM47 247H48V245H47ZM58 247H59V246H58ZM76 247H77V246H76ZM129 247H130V246H129ZM163 247H162V248H163ZM190 247H191V246H190ZM190 247H188V248L190 249ZM209 247H210V245H209ZM224 247H225V248H226V247L228 248L229 246H224ZM236 247H237V246H234V248H235L236 250H239V249H240V248L238 249V247H237V248H236ZM241 247H243V246H241ZM244 247H245V246H244ZM32 248H34L33 245H32ZM32 248H31V249H32ZM52 248H51V249H52ZM63 248H64V249L66 248L65 250H67V249L69 250V247H66V246H65V247H63ZM151 248H152V247H151ZM156 248H157V246H156ZM159 248H161V247L159 246ZM193 248H195V246H193ZM225 248H221L222 251H223ZM230 248H231V246L229 247V249H230ZM46 249H47V248H46ZM61 249H62V248H61ZM64 249H63V250H64ZM73 249H74V246H73ZM166 249H167V248H166ZM168 249H167L166 251H168ZM195 249H197V248H195ZM207 249H208V248H207ZM207 249H206V250H207ZM211 249H212V248H211ZM235 249H234V250L232 249V251H231V250H230V251H231V252H234V253H237V252H235ZM242 249H244V248H242ZM261 249H262V248H261ZM150 250H151V249H150ZM153 250H154V248H153ZM156 250H157V249H156ZM156 250H155V251H156ZM192 250H193V249H192ZM198 250H199V249H198ZM244 250H246V248H245ZM47 251H48V250H47ZM50 251H51V250H50ZM146 251H147V250H146ZM146 251H145V252H146ZM148 251H149V250H148ZM155 251H154V252H155ZM160 251L162 252V250H160ZM163 251H164V250H163ZM169 251H170V249H169ZM190 251H191V250H190ZM194 251H195V250H194ZM199 251H200V250H199ZM208 251H209V250H208ZM212 251H213V250H212ZM224 251H225L226 253L229 252V250L227 251L226 249H225ZM247 251H249V250H247ZM247 251H246V252H247ZM62 252H63V251H62ZM62 252H61V253H62ZM67 252H68V251H67ZM67 252H66V253H67ZM152 252H153V251H152ZM195 252H197V250H196ZM214 252H215V251H214ZM214 252H213V253H214ZM246 252H245V256H247ZM250 252H251V251H250ZM253 252H254V251H252L251 254H252ZM255 252H254V256H257V255L255 254ZM17 253H20V255L17 254ZM30 253H33V255H31ZM49 253H50V252H49ZM55 253H57L56 250H55L54 254H55ZM72 253H73V252H72ZM149 253H150V252H149ZM163 253H164V252H163ZM165 253H166V252H165ZM216 253H217V252H215V254H216ZM219 253H220V252H219ZM221 253H222V252H221ZM223 253H224V252H223ZM226 253L224 254L225 256H227ZM229 253H230V252H229ZM239 253H240V252H239ZM247 253H249V252H247ZM263 253H264V252H263ZM34 254H37V255H35V257H34ZM50 254H51V253H50ZM64 254H65V253H64ZM64 254H63V256H64L65 258L68 257V256H65L66 254H65V255H64ZM153 254H154V253H153ZM156 254H157V253H156ZM156 254H155V255H156ZM198 254H199V253H198ZM210 254H211V252H210ZM232 254H233V253H232ZM240 254H242V253H240ZM251 254H250V255H251ZM260 254H261V253H260ZM260 254H259V256H260ZM51 255H52V254H51ZM56 255H57V256H56ZM56 255H53V256L51 257V258H52V264H69L68 262H66V260H68L67 258L64 259V257L62 258V257L60 256L62 259H61V261L58 260V259H59V258H58V255H60V253H59V254H56ZM146 255H147V253H146ZM151 255H152V254H151ZM160 255H161V254H160ZM160 255H159V256H160ZM213 255H214V254H213ZM213 255L211 254V256H213ZM217 255H219V254H217ZM217 255H216V256H217ZM242 255H243V254H242ZM20 256H21V257H20ZM42 256H43V257H42ZM147 256H148V255H147ZM159 256H157V257L159 258ZM195 256H196V255H195ZM205 256H206V255H204V258H205ZM216 256H214V257H216ZM221 256H223V255H221ZM237 256L240 257V255H238V254H237ZM243 256H244V255H243ZM248 256H249V255H248ZM261 256H262V254H261ZM261 256H260V258H261ZM193 257H194V256H193ZM193 257H192V260H193L194 258L196 259V258L199 257V256H196V257H194V258H193ZM207 257H209V256H206V260H207ZM214 257H213V260H214ZM218 257H219V256H217L216 258L219 259ZM263 257H264V256H263ZM22 258H23V257H22ZM41 258H43L44 260L41 259ZM68 258L70 259V257H68ZM161 258H162V257H161ZM166 258H167V257H166ZM188 258H189V257H188ZM244 258H245V257H244ZM244 258H243V259H244ZM251 258H252V257H251ZM251 258H249V259L251 260ZM260 258H258V261H257V262H259V259H260ZM35 259H34V260H35ZM155 259H157V258L154 257V260H155ZM167 259H168V258H167ZM209 259H210V258H209ZM209 259H208V260H209ZM217 259H215V261H218V262H219V260H217ZM238 259H240V258H238ZM238 259H237V260H238ZM247 259H248V257H247L246 259L243 260V264L246 263V262H247L248 264H250L251 261L248 260V261H250V262H248ZM11 260H12V259H11ZM151 260H152V259H151ZM157 260H158V259H157ZM181 260H182V259L177 260V261H179V262H178L179 264H186L185 262L183 263ZM192 260L190 259L191 263H192ZM206 260H205V261H206ZM223 260H224V259H223ZM237 260H236V261H237ZM245 260H246V261H245ZM252 260L255 261V260H257V259H252ZM165 261H166V260H165ZM193 261H194V260H193ZM203 261H204V259H203ZM205 261H204V263H205ZM221 261H222V259H221ZM226 261H227V260H226ZM244 261H245V262H244ZM37 262H38V263H37ZM149 262H150V261H149ZM152 262H154V261L152 260ZM158 262H159V261H157V262L155 261L154 264H157ZM175 262H176V261H175ZM198 262H199V261H198ZM201 262H202V261H201ZM257 262H254L253 264H255V263L258 264ZM70 263H71V262H70ZM73 263H74V262H73ZM187 263H188V262H187ZM233 263H235V262H233ZM237 263H238V261H237ZM237 263H236V264H237ZM239 263H240V260H239ZM239 263H238V264H239ZM8 264H12V263L10 262V263H8ZM71 264H72V263H71ZM149 264H150V263H149ZM152 264H153V263H152ZM158 264H159V263H158ZM171 264H172V263H171ZM188 264H190V263H188ZM192 264H193V263H192ZM198 264H201V263H198ZM214 264H216V263H214ZM221 264H222V263H221ZM240 264H242V263H240ZM251 264H252V262H251ZM260 264H261V263H260Z\"/></svg>",
	"mask_w": 264,
	"mask_h": 264
}]
</instances>
